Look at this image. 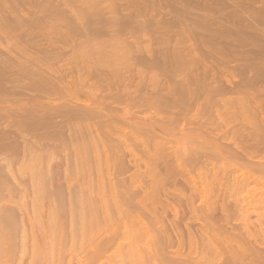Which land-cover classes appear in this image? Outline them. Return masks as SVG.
Returning <instances> with one entry per match:
<instances>
[{
	"label": "bare ground",
	"instance_id": "6f19581e",
	"mask_svg": "<svg viewBox=\"0 0 264 264\" xmlns=\"http://www.w3.org/2000/svg\"><path fill=\"white\" fill-rule=\"evenodd\" d=\"M209 1V0H208ZM212 1V0H211ZM216 1V0H215ZM214 1V2H215ZM220 1V0H219ZM251 1H253V0H250V2ZM80 2H81V0H0V43L2 42V38H4V39H7V42L9 43H11V46H10V44H9V47H8V45H2V44H0V47H1V45H2V48H3V46H4V48L6 47L7 49V54L5 53H3V50L2 51H0V125L1 126H3V127H1L0 126V159H2L3 158V156H4V158H6L7 157V159L9 158L7 155L8 154H10L9 156L11 157V155H14V151L13 152H11L12 151V149L13 148H16L17 146H18V144H19V146L21 145V144H23V143H25V145H26V143L27 142H29V143H27V145L28 144H30L29 146H28V148L29 147H31V144H39L40 145V147H41V145H42V148H43V145H46L47 147H51L52 146V144H54L55 146H57L58 145V148L60 147L59 146V144H61L62 145V149L64 148L63 146L65 145L66 146V144H70V142H73V141H77V138L82 134V136L83 137H85V136H87V138H89V137H94V136H96L97 135V133H99V132H101L100 131V128H104V130L106 129V128H108L109 126L107 125L108 123L107 122H111V120H115V121H113V123L114 122H117V125H118V122H127V121H129V122H131V123H133L132 122V120L134 121L135 120V122H136V120L137 121H143L144 122V117H140V116H138V114L139 115H141V110L139 111V112H137L138 114H135V112L134 111H136V110H134L133 111V113H132V111H130V110H132L133 109V107H135V108H137V104H138V108L142 105L141 103H143V104H149L150 106L152 105V107L154 108V107H156V110H155V108H154V110L156 111V112H158L159 114L161 113L160 111L162 110V108L163 107H161V105L162 106H164V105H167L169 108H171V106H173L174 107V105H178L177 103H180L181 104V102H180V99H181V101L183 100V99H185V100H187V99H189L190 101L189 102H187V104L188 103H191L189 106H191V107H193V106H195V105H198V106H196V107H199V109L201 110H199L198 111V109H195V111L197 110V112H198V115L196 114L197 112H195L194 114H196V115H194L193 114V112L191 113V115H190V117L187 115V117H189V118H191V116H192V119H188V120H192L193 121V123H195L196 121L198 122H200V123H197L196 122V124H194L195 126L197 125V124H199V125H197L196 127H194L196 130H194L193 128H191V127H193V126H190L189 127V125L188 126H186L187 124H189V123H185L184 121L186 120H184V121H182V124L184 123V127L185 128H187L188 127V129L189 128H191V129H193L194 131H191V129L189 130V132H185L184 131V128H181V129H179L180 128V126H179V123L178 122H181V121H177V123H178V127L179 128H176L177 126L176 125H174V126H176L175 128L172 126V125H170V122H168L169 120H168V117H169V119L170 120H172V121H174V119L176 118V119H178L179 120V118L178 117H176V115H178V114H175L174 112H173V109H175V108H172L171 109V111H168V112H170V114L171 113H174L173 115L171 114V115H168V116H166L167 117V119H165L166 117H162V116H164L165 114H164V111H166V108L162 111L163 112V114H161V116L159 115L158 116V113L156 114L157 115V117L159 118V121H161V122H159L157 119V117L156 116H152L153 114H151L150 112H152L153 110H152V108L151 109H149V107H148V109H149V113L147 112V111H145L146 112V114L148 113V114H151L150 116H151V118H150V120L148 119V121H149V123L151 122V119H152V117H154L153 119H155V120H153V121H156V122H152V123H150V125H148L149 127V129H150V126H152V125H154L155 127H156V129H154V130H156V131H154L153 129V132L154 133H156L157 135H154L153 133H151V132H149L148 133V135L149 134H152V135H154V136H160L161 137V135H163L165 132H166V130L164 131V133L162 134L161 133V131L159 132L158 130L160 129V128H162V131L164 130V127L166 128L167 127V129L169 130V133L170 132H172V130L174 129V131H175V129H179V130H181L182 131V133L180 134L181 135V137L185 140V138L188 140V142L189 143H191V144H186V145H183L182 146V142L184 141V140H182L181 138V140H182V142H180V141H177V140H180V139H178V135H179V133H178V135H176L175 133H171V134H175L177 137V140L175 139V141H174V143H172L173 142V140H171L170 138H168V143L169 144H173V146H172V144H171V146H170V148L173 150V147H174V152H175V154H174V152L173 151H169L170 149H168V151L169 152H166L165 154H171L172 152H173V154L172 155H174V161H176V164H174L175 166L174 167H178V170H179V172H180V169L182 170V171H188V173H189V169L187 168L189 165L191 166V165H193V166H195V167H197V168H202V169H199V170H202L201 172H202V174H203V177H204V174H205V172H206V170L208 169V171H210L209 170V168L210 169H212V171L211 172H213V171H215V173H217L218 175H216L214 172V175L215 176H213V174L211 175L210 173V175L211 176H209L208 177V175L207 174H205V177L206 178H208V181H207V179H205V177H204V179H203V181L205 180V182H206V184H204V182L202 183V181H201V183L202 184H200V182L198 181V175L197 174H199V172L198 173H196L195 172V174H193L194 173V171L192 170L191 171V169H193V168H191L190 169V175H192L193 176V178H191V179H193L192 181H194V182H192L191 181V183L190 184H194V187H193V191L195 190V192L197 191L196 190V184H199V187L197 186V189H198V194H199V190H200V192L203 194V196H202V198H204V196L206 195L207 197H210L211 199H214L215 200V198H216V200L217 201H219V198L221 197V195L222 194H220V193H222L223 192V189H224V195H223V197H229V200H230V197L233 195V194H231V192H234V191H231L232 189H234L235 188V190H236V188H238V189H242V191H240V194L241 195H243V197L244 196H246V197H248L249 196V194L253 197V199H254V196L256 195L254 192H258V190L257 189H262L263 190V193H260V194H262V196H258V198H257V195L255 196L256 197V199L255 200H258V201H253V199H251V198H247V199H250V200H247L246 199V197H244V198H242V199H244V200H241L242 202H246V203H244V205L245 204H247V206L248 207H245L244 205H242L243 203L240 201V197L241 196H238L239 197V204L237 203V199H238V197L236 196L237 194H239V192L237 193V194H235V195H233L232 197L234 198V199H232V197H231V200L230 201H232V204H231V202H229L228 201V199L226 198V202H228V203H226V202H224V198H223V201L222 202H224V203H222V202H220V204L222 203L223 204V206H225L224 208H223V206H222V204H221V208H219V209H221V211L223 210L224 212H222V215H223V213H224V215H225V217H224V215L222 216L221 215V212H217V213H220V215L222 216V217H220V216H218V215H216V211H220L219 209H218V207L219 206H217V204L216 203H218V202H214V200L212 201V204H210L208 201H206V202H208L210 205H216V207H214L213 208V206H211L212 208H208L209 210L211 209V215L209 216V213L208 212H206L204 215H203V213H202V215H201V212L202 211H197V212H199V215H197V216H200L201 215V217L203 218V219H201V217L199 218L198 217V219L196 220H194V221H198L199 219V221H200V224L199 223H197L195 226H197V225H199V226H197V227H194V226H192L193 224H188L187 222H188V218L186 219L187 220V222L185 223L184 221L181 223V221H180V223L178 222V221H171V219L168 217V219H170V221H167L166 220V218H165V216L167 217V215H168V213H165L166 212V210H168V209H165L164 210V213H165V216L163 215V213H161V215L164 217L162 220H161V218L160 217H162L161 215H160V212H163V211H161V210H159L158 211V209H157V207L159 206L158 204H157V200L156 199H158V196L160 195V189H157L158 188V186H157V184H158V182L159 181H156L157 182V184H155V182L154 183H152V184H154L155 186V190L157 189V191L159 190V192H158V196H157V198L155 199V203L158 205V206H156V205H152L154 202V197L155 196H153V198H152V200L153 201H151L150 202V204H148L149 202H146V201H143L144 203H143V206H144V204L147 206V208L146 207H143V209L141 208L140 209V206L142 205V200H147L148 198H146V197H143L142 195V200H141V197H140V194H139V191L137 192H135L134 190H136V185H134L135 184V182L136 181H134V179H133V181H134V183H133V185L136 187L135 189H134V186H133V192H135L134 194H136V193H138V194H136V195H138V198H137V196L135 195V197L137 198V199H140L139 201L138 200H136V202H139V203H141V204H139V203H137L138 204V206L136 205V204H128V202H130V200L131 201H134L135 202V200H134V194H132L131 195V193H133V192H129V193H127L128 191H130V190H128V188L126 189V190H128V191H122V187H120V189H118V190H120V193H122V194H120L121 195V199H120V197H119V200H117L118 198H114V201L115 202H117L118 203V205L116 206V207H114V208H116V210H117V207H120L119 209H121L122 208V210L125 208L123 205L125 204V205H129V206H131V207H135L133 210H134V212L136 211V216H135V213H134V215H133V211L131 212V208H130V212L128 211L127 213H130V215H131V213H132V217H131V219H132V221H130L132 224H130V222L128 221V220H126V219H129V218H125L124 216H123V218H120V216H119V219H124V223L122 222V221H117V217L115 218L114 217V215H115V213H114V215H113V213H111L110 211H108V210H111V209H109L108 207H109V205H111L110 204V201L108 200V201H106V199H104L103 201L104 202H100L99 204L101 205L102 203H106V202H109V203H106L105 205L107 206L108 204V206H107V208L105 207V205H103L104 206V208H105V212L107 213V215H106V213L103 211V208H101V207H103L102 205L100 206V207H98L97 205V208H95V204L93 205L94 206V209L96 210V209H99L100 208V210H102V211H100V212H104L105 213V215H104V217L105 216H108V217H106L105 219H106V221H104V222H108V223H105V224H107L106 226L104 225V227L103 228H105V227H107V229H106V231H105V235L107 234V232H108V234H107V238L105 237V235H104V237H102V239L101 240H103L104 238V240L101 242L100 241V243L102 244H96V245H99L98 247L97 246H95L94 247V244H93V246H92V248H89V247H91V245L88 247L89 249H88V253L90 254V255H88L87 254V252H86V256L88 255L89 257H91V258H88V256L86 257L90 262H91V264H94L93 263V261L92 260H95V263L97 262V261H100V259L102 258V256H99V255H103V258H102V262L105 264V262H108L109 261V263H107V264H215V263H217V264H264V257H261L260 255L262 254V252L264 253V248H263V250H262V246H264V236H263V238H262V240L259 242V243H263V244H261V246H260V244L259 243H255V241L256 242H258L254 237L256 236V232H255V230H253L252 229V231H251V228H250V226H252V224L253 223H251V225H250V222H249V220H248V218L250 219V213H251V215H252V213H258V211L257 210H255L254 209V207H256L255 205L257 204H259V206L261 207V205H262V207H263V205H264V187L262 186V185H264L263 183H264V65H260L259 64V61L257 62H255L254 60H252L253 59V56L251 57L252 59H251V61L250 60H248L247 58H246V62L245 61H243V62H238V64H236L237 63V61H236V65L235 66H230L229 65V63H230V54H228V52H231V51H229V48L228 47H233V45L232 46H230V45H228V46H226V45H223V46H226L227 48H228V50H227V52H226V54L225 55H230L229 57H227V56H224V54L222 55L221 54V52H220V54H221V56L223 57H226V58H229L228 59V61L229 62H227V60H225L226 58H224L223 60H225V61H222V59H221V62H220V59H219V61H216V60H218V58L217 57H215V58H217V59H209L210 58V56H202L203 54H199V53H201V52H198V54H197V52L195 53V49H194V46H193V49H192V52L194 51V55H193V53H191V48H192V46H191V48L190 47H188V48H190L189 49V51H190V53H191V56L190 55H188V51L187 52H185L184 54L187 56H189L191 59L189 60L190 62H188L187 61V59L185 60V61H183L184 63L185 62H187V63H189V64H191V68H193L194 69V67H196L195 69H197V71L195 70V72L196 73H194V70H193V72H190L189 73V71H188V74H186V76H185V70L186 69H190L191 70V68H190V66H185V64H184V66L186 67V69L183 71V67H182V71L184 72V73H181V74H183V77H182V75H181V77H180V75H179V77L178 78H175V77H172V75H170L168 78H166L167 80H169V81H167L166 83L164 82V80H163V83L161 82V80L160 81H158V82H161V84H163L162 85V87H161V85H159V86H157V88L156 89H159V90H156V92H153V91H151V93H145V91H143V92H141L139 89H138V87L137 88H135V89H130V88H128V87H126L127 89H122L121 91L122 92H124V93H122L121 91H119V93L116 91V90H114V91H116L117 92V97L119 98H117L118 100L116 101V99L115 100H111L112 98L110 97V93L109 92H111V96H112V94H113V98H114V93L112 92V90H111V88L112 87H114V84H116V86H118L119 85V83H115L116 81L115 80H111L110 78L111 77H109V79L107 78V77H104V79H99V76H101V75H99V73L101 74V71H100V69L98 68L99 67V65L97 66V67H95V69H92L93 71L95 70V74H96V71H100L99 73H97L96 75L94 74V72L92 73L91 72V74H94V75H91L90 74V70H88V69H85L84 70V68L86 67V65H85V67H84V64H83V62L84 61H82L83 59H81V58H79L80 56V54H83L84 52H86V51H88L89 49H90V47H92V45L90 44V43H92V40H93V43H97V42H95L94 41V38L97 36V38H95V39H99V37H100V35H101V33H102V31L100 32V30H99V33H97V34H99V35H96V31L94 32L95 33V36H94V38L93 37H91V38H93V39H91L90 38V35L88 34L89 32V29L86 27V25H80L79 24V22H75V18H77V14H78V17H79V12H80V9H78V5L80 4ZM204 2H206V1H204ZM217 2V1H216ZM210 3V2H209ZM208 3V4H209ZM237 3V2H236ZM243 3V2H242ZM188 4V3H187ZM211 4V6L212 7H214L213 5H215V3L213 4V2L212 3H210ZM218 4V3H217ZM222 4V3H221ZM237 4H240V2L239 3H237ZM236 4V5H237ZM244 4V3H243ZM183 5H186V4H183ZM182 5V6H183ZM189 5V4H188ZM220 5V4H219ZM187 6V5H186ZM190 6V5H189ZM240 6H243V5H241L240 4ZM215 7H217V6H215ZM239 7V6H238ZM181 10V9H180ZM189 10V9H188ZM237 11H238V9H236ZM260 10H262V9H260ZM205 11V10H204ZM208 11V10H207ZM206 11V12H207ZM259 11V10H258ZM264 11V10H263ZM186 12V11H185ZM187 12H189V11H187ZM206 12H204V13H206ZM257 12V11H256ZM81 13V12H80ZM181 13V12H180ZM192 13V12H191ZM177 14V13H176ZM182 14V13H181ZM187 14V13H186ZM189 14V13H188ZM193 14V13H192ZM257 14V13H256ZM262 14H263V12H262ZM172 15H173V13H172ZM190 16H191V14H189ZM208 15V14H207ZM128 15H125V24H126V18H128L127 17ZM174 16V15H173ZM179 16H181V15H179ZM178 16V17H179ZM196 16V15H195ZM199 16V15H198ZM232 16V15H231ZM237 15H234V17H236ZM252 16V15H251ZM170 17V16H169ZM187 17V16H186ZM234 17L232 16V18L234 19ZM238 17V16H237ZM242 18H241V20L243 19V16H241ZM246 17V19H244L245 21H244V23L245 22H247L246 20L248 19L247 18V16H245ZM171 18V17H170ZM170 18L168 19V21L170 20ZM174 18V17H173ZM180 18V17H179ZM182 18V17H181ZM199 18H200V16H199ZM254 17H252L251 19H253ZM256 18H258V17H256ZM108 19V21H111V17H108L107 18ZM183 19H184V16H183ZM191 19V18H190ZM231 19V18H230ZM226 20V21H231V20ZM255 19V18H254ZM48 20H49V23L53 20V22H51L49 25H50V28H49V26H48V28H47V25H48ZM51 20V21H50ZM188 20V19H187ZM192 20H194V19H192ZM192 20H189L191 23H193V21ZM196 20H198V19H196ZM204 20V19H203ZM206 20H208V19H206ZM218 20V19H217ZM237 20H239V18H237ZM236 19H234V21H231L232 23H229V24H237L236 23V21H237ZM248 20H250V19H248ZM256 20V19H255ZM47 21V22H46ZM57 21H59V22H57ZM166 21V20H165ZM182 21V20H181ZM180 21V22H181ZM209 21V23L207 22V21H205V22H207V25L208 24H210V22H211V20L209 19L208 20ZM240 21V20H239ZM252 21V20H251ZM72 22V23H71ZM183 22V21H182ZM195 22V21H194ZM202 22H204V21H202ZM234 22V23H233ZM243 22V21H242ZM75 25H74V24ZM187 23V22H186ZM191 23H190V25H191ZM199 23H200V20H199ZM212 25L214 24L213 23V20H212ZM217 23H219V21H217ZM227 23V22H226ZM249 23V22H248ZM124 24V27L126 26ZM188 24H189V22H188ZM188 24H186L187 26H188ZM216 24V23H215ZM215 24H214V26H215ZM226 25L225 24V22L224 23H222L221 25ZM234 24V25H235ZM74 25V26H73ZM189 25V26H190ZM194 25V24H193ZM202 25V24H201ZM211 25V24H210ZM209 25V26H210ZM217 25V24H216ZM241 25V26H240ZM244 25H247V24H243V26ZM186 26V27H187ZM188 26V27H189ZM199 26V25H198ZM205 25H203L201 28H203ZM213 26V27H214ZM237 26H240L241 28H242V23L241 24H239L238 23V25ZM249 26H252V25H250L249 24ZM248 26V28H244V29H242L243 31L244 30H249V32H250V29H251V27H249ZM165 27V26H164ZM185 27V26H184ZM193 27H195V26H193ZM196 27H197V25H196ZM200 27V26H199ZM212 27V26H211ZM216 27V26H215ZM240 27L238 28V29H240ZM246 27V26H245ZM253 28H254V26H252ZM2 28H4L3 30H1ZM43 30H45V31H43ZM190 28V27H189ZM191 28H192V26H191ZM190 28V29H191ZM201 28H199V29H201ZM205 28H207V26H205ZM220 27L218 26V28L217 29H219ZM226 28H229V30H231L230 29V26H228L227 25V27ZM37 29H40V32H37L38 30ZM87 29H88V31H87ZM167 29V28H166ZM185 29H187V28H185ZM183 30V31H187V30ZM189 29V30H190ZM194 29H196V28H194ZM198 29V30H199ZM213 29V28H212ZM211 29V31H217L218 32V30H215V28L212 30ZM42 30V31H41ZM112 31H110L109 32V36H110V38H112L111 40H109V42L111 41V42H115V43H117L119 40H121L122 38H121V36H122V33H121V31H119V30H114V29H111ZM162 31H163V27H162V29H161ZM189 30H188V32H189ZM205 30L206 29H204V32H205ZM208 30V29H207ZM235 29H232V32L234 31ZM241 30V33H240V30H239V36L242 34L243 35V33H247V31H245V32H243ZM254 30H257V28L255 29H253V31ZM36 31V32H35ZM107 31H109V30H107ZM167 31V30H166ZM178 31V30H177ZM176 31V32H177ZM194 31V30H193ZM192 30H191V33H195V32H193ZM200 31V30H199ZM201 31H203V29L201 30ZM226 31V30H225ZM225 31H224V33H225ZM237 31V30H236ZM234 32V33H232V35L233 34H235V33H237V32ZM252 31V32H253ZM257 31H259V30H257ZM256 31V33H258ZM263 31V30H262ZM123 32V31H122ZM164 32H165V30H164ZM168 32L170 33V32H172V30H169V28H168ZM168 32H166V33H168ZM178 32H180L181 33V31H178ZM177 32V33H178ZM188 32H183L184 34L185 33H188ZM221 31H219L218 33H220ZM227 32L229 33V31L227 30ZM252 32H250L251 34H252V36H253V33ZM260 32V31H259ZM37 33V34H36ZM82 33V36L80 35ZM84 33V34H83ZM93 32H92V34H94ZM124 33V32H123ZM166 33H165V35H166ZM173 33H174V31H173ZM191 33H188V35L190 34V35H192ZM201 34H203L202 32H200ZM199 33V34H200ZM205 33H208V35H210L209 33H210V31H206ZM204 33V34H205ZM223 33V32H222ZM250 33H248V36H249V34ZM106 34V33H105ZM182 34V33H181ZM180 34V37L182 36V38H183V36L185 37V35H181ZM197 34V33H196ZM216 33H214V35H215ZM244 34V35H245ZM251 34H250V36H251ZM43 36V37H47V42L49 43V44H47V43H44V44H39V43H41L40 41H38L37 42V40L35 41L34 39H32L31 40V43H33L34 45H31V44H22V43H20V42H22L23 41V38H30V37H33V38H35L36 36L38 37V36ZM79 35V36H78ZM88 35V36H87ZM107 35H108V33H107ZM213 35V36H214ZM230 35V34H229ZM235 35H237V34H235ZM241 35V36H242ZM243 35V36H244ZM26 36H28V37H26ZM30 36V37H29ZM35 36V37H34ZM39 36V37H40ZM77 36V37H76ZM82 37V38H84V37H88V39H81V38H79V37ZM172 36V35H171ZM179 36V35H178ZM177 36V37H178ZM199 36V35H198ZM201 36V35H200ZM203 36V35H202ZM205 36H207V34L205 35ZM205 36H203L204 37V39H205ZM217 36H220V35H217ZM222 36V35H221ZM220 36V37H221ZM227 36H228V34H227ZM238 36V35H237ZM240 36V37H241ZM246 36V35H245ZM244 36V37H245ZM248 36H246L247 38H248ZM251 36V37H252ZM255 36H257V39H258V37H262V35L260 34V35H255L254 34V39H255ZM38 37V38H39ZM42 37V38H43ZM48 37H49V39H48ZM76 38V40H75V38ZM167 37V36H166ZM168 37H170V36H168ZM214 37H216V35L214 36ZM232 37V36H231ZM239 37V38H240ZM245 37V38H246ZM261 37H260V39H261ZM51 38V39H50ZM72 38L74 39V40H72ZM80 40H79V39ZM102 38V37H101ZM124 38V37H123ZM179 38V37H178ZM177 38V39H178ZM189 36L187 37V40H191V37L189 38ZM195 38H197L198 39V37H195ZM201 38V37H200ZM207 38H209L210 39V37L208 36ZM206 38V39H207ZM250 38V37H249ZM264 38V37H263ZM262 38V39H263ZM36 39V38H35ZM71 39V40H70ZM78 39V40H77ZM89 39L91 40V42L89 41ZM105 39V38H104ZM107 39H108V36H107ZM171 39V38H170ZM181 39V38H180ZM183 39H186V37L185 38H183ZM211 39H212V37H211ZM210 39V40H211ZM217 39H219L218 37H216V40ZM242 39H244L243 37H242ZM254 39L252 40L253 42H254ZM260 39H258V41L260 40ZM261 39V40H262ZM42 40V39H41ZM44 40V39H43ZM43 40H42V42H43ZM89 41L90 43V45L88 44V41L87 42H85V41ZM103 40V39H102ZM106 40V39H105ZM104 40V42H107V40L105 41ZM246 40V39H245ZM244 40V41H245ZM248 40V39H247ZM256 40V39H255ZM26 41L28 42V40L26 39ZM71 41V42H70ZM117 41V42H116ZM127 41V40H126ZM126 41H124L123 42V39H122V43H121V41H119L117 44H118V46H119V50L118 49H116L115 48V46H116V44L115 45H112L111 44V42L109 43V45L111 44L112 46H113V48L112 49H114V50H118V52H124V53H126V52H132V48H133V46H132V48H131V50H129V51H127L125 48H126V46H128V48L130 49V46H131V44H130V46L129 45H127V43H125ZM201 41V43H203V38H202V40H200ZM206 40H204V42H205ZM215 41V40H214ZM239 41H240V39H239ZM257 41V40H256ZM264 41V40H263ZM35 42H37V43H35ZM45 42H46V39H45ZM61 42V43H60ZM114 42H113V44H114ZM213 42V41H212ZM225 42V41H224ZM253 42H251V43H253ZM126 45H125V44ZM197 43H200V42H197ZM240 43L241 44H243L241 41H240ZM246 43H248V41L246 42ZM21 44V45H20ZM45 44H47V45H45ZM108 44V43H107ZM122 44L124 45V49H123V46H122ZM196 44V43H195ZM204 45H205V43H203ZM203 44H200V45H203ZM214 46H215V44L214 43H212ZM227 44V43H226ZM232 44H234V43H232ZM20 45V46H19ZM26 45V46H25ZM97 45V44H96ZM95 45V46H96ZM99 45V44H98ZM193 45V44H192ZM208 45H211V42H210V44L208 43ZM237 45V44H236ZM95 46H93V47H95ZM118 46H116V47H118ZM121 46V47H120ZM190 46V45H189ZM205 46H207V42H206V45ZM217 46H218V44H217ZM92 47V50H95V49H97L96 47H98V46H96L95 48H93ZM109 47H111V46H109ZM195 47H196V49L198 48V44H197V46L195 45ZM203 47V46H202ZM207 47H209V46H207ZM206 47V49H208ZM211 47H212V45H211ZM235 47V46H234ZM242 47H244V45L242 46ZM89 48V49H88ZM187 48V49H188ZM201 48V47H200ZM199 48V49H200ZM217 48V47H216ZM222 48V47H221ZM224 48V47H223ZM226 48V49H227ZM237 47H235V49H236ZM262 48V47H261ZM73 50V54H74V52L76 53L77 52V49L79 50H81V49H83L82 50V52L80 51L79 53L77 52V55H75V56H73V54H72V56H71V53H70V50ZM88 49V50H87ZM100 49V48H99ZM198 49V50H199ZM204 49V48H203ZM203 49H201V50H203ZM205 49V50H206ZM211 49H214V51H215V48H211ZM218 49H219V47H218ZM218 49H217V51H218ZM242 50H243V48H241ZM1 50V49H0ZM5 50V51H6ZM122 50V51H121ZM209 50H210V47H209ZM225 50V49H224ZM223 50V52H225ZM231 50H233V48L231 49ZM246 50V49H245ZM254 50V49H253ZM84 51V52H83ZM90 51V50H89ZM88 51V52H89ZM126 51V52H125ZM204 51V50H203ZM211 51H213V50H211ZM217 51H215V54H218V53H216ZM219 51H222V50H219ZM238 51H240L239 49L238 50H236V51H232V53H234V52H237L238 53ZM244 51V50H243ZM243 51H240V53L242 54L243 53ZM249 51H251V50H249ZM112 52H113V50H112ZM114 52H117V51H114ZM115 53V54H119V53ZM122 52V54H119L118 55V57L119 58H115L117 61V64L118 63H121L120 64V66L121 65H123V63L125 62V58H126V62L125 63H127L128 64V59L131 57L130 55H132L133 56V54H131L130 53V55L129 54H125V55H128V56H130V57H128V56H124V53ZM134 52V51H133ZM252 52V51H251ZM264 51H262V53H263ZM67 53H69L70 55H69V58L70 57H72L70 60L68 59V56H66V57H64L63 58V56H65V55H67ZM160 53V52H159ZM210 53H212V52H210ZM210 53H208V54H210ZM214 53V52H213ZM237 53H235V54H237ZM240 53H238L239 55H240ZM248 53V52H247ZM259 53V52H258ZM84 54H86V53H84ZM83 54V55H84ZM88 54V53H87ZM170 54V53H169ZM196 54H197V56H196ZM206 54V53H205ZM214 54V55H215ZM219 54V55H220ZM245 54H246V52H245ZM252 54V53H251ZM256 54V53H255ZM254 53H253V55H255ZM83 55H81V56H83ZM247 55V54H246ZM246 55H240L241 56V58L242 57H246ZM249 55H250V53H249ZM78 56V58H76ZM125 57L124 59L122 58V57ZM137 56V55H136ZM136 56H133L134 58L133 59H135L136 58ZM161 56H162V54H161ZM193 56V57H192ZM237 56V55H236ZM248 56V55H247ZM73 57H75V58H73ZM128 57V58H127ZM143 57V56H142ZM141 56H140V59H139V55H138V57L135 59L136 60V62H135V60H133L132 58H130V61L131 62H133L132 64H136V67L138 66V62L140 63V62H143L144 61V59L142 58ZM152 57V56H151ZM158 57H160V56H158ZM188 57V58H189ZM209 57V58H208ZM211 57H213V54H212V56ZM239 57V56H238ZM258 57H260V56H258ZM57 61V58H59L58 59V61L59 62H55V61H53L54 59ZM61 58V59H60ZM62 58L64 59V61H66L65 63L64 62H62L63 60H62ZM120 58H122V60H120ZM164 58V57H163ZM233 58V57H232ZM255 58V57H254ZM46 59H48V60H46ZM49 59H53L52 60V62H54V64L55 63H57V65H61V62H62V65L60 66L59 65V67H58V69H56L55 70V68L56 67H54L53 65V67H54V70H52L53 68L50 66V63H51V61L49 60ZM67 59V60H66ZM78 59V60H77ZM115 59H114V61H115ZM138 59V60H137ZM150 59V60H149ZM243 59V58H242ZM258 59H260V58H258ZM263 59V58H262ZM44 60H46V61H50V63H48L49 65H48V67H49V69H48V67H47V65L45 64L46 63V61H44ZM73 60V64L70 62V61H72ZM78 61V62H80V63H82V65L83 66H81V67H83V68H81L80 67V63H78V65H77V63L75 62V61ZM79 60H81V61H79ZM119 60H120V62H119ZM148 61L147 62H145L144 64L146 65V63L148 64V69H150V67H158V66H161V67H163L164 65H165V63H163V62H161V59H159V58H157V56L155 57V56H153V58H148L147 59ZM231 60H233V59H231ZM235 60V59H234ZM238 60V59H237ZM248 60V61H247ZM69 61V62H68ZM113 60H111V62H113L114 63V65H111V64H113V63H111L110 61H108V63L110 62V67L112 68L113 67V70H115L114 71V74H115V72H116V74H115V76H117V70L118 69H120V70H124V69H122V67L121 68H119V66H117L116 65V62H114ZM122 61H124V62H122ZM129 61V63H131ZM145 61H146V58H145ZM239 61V60H238ZM165 62V61H164ZM183 62H182V64H183ZM232 62V61H231ZM42 63H44V64H42ZM64 63V64H63ZM68 63H70L69 65H68ZM75 63V64H74ZM193 63V64H192ZM67 66H66V65ZM127 64H125V65H127ZM132 64H130L131 66H132ZM233 64H234V62H233ZM263 64H264V62H263ZM44 65H45V67H44ZM65 65V66H64ZM71 65V66H70ZM140 65V64H139ZM143 65V64H142ZM167 65V64H166ZM194 67H193V66ZM62 66H64V67H62ZM69 66V67H68ZM78 66H79V68L81 69L80 71H79V68H78ZM114 66H117L118 67V69H117V67L115 68ZM134 66V65H133ZM60 67H62L63 69H61ZM125 67V66H124ZM130 67V66H129ZM143 67V66H142ZM145 67V66H144ZM161 67H159L158 69H161ZM177 66H175V67H171V69H174V68H176ZM178 67H179V65H178ZM177 67V68H178ZM184 67V68H185ZM60 68V69H59ZM96 68H98V70L96 69ZM115 68V69H114ZM126 68V67H125ZM153 68V69H154ZM164 68V67H163ZM180 68V67H179ZM83 69V70H82ZM131 69V68H130ZM148 69H144L143 68V70L144 71H146V70H148ZM166 69H167V66H166ZM181 69V68H180ZM179 69V70H180ZM48 70V71H47ZM91 70V71H92ZM127 70V69H126ZM129 70V69H128ZM140 71H141V68L139 69ZM157 70V69H156ZM169 70V69H168ZM175 70H177V69H175ZM191 70V71H192ZM82 71H87V72H89V73H87V72H85V73H87L86 75H85V73L83 72L82 73ZM149 71V70H148ZM165 71V70H164ZM181 70H180V72H182ZM187 71V70H186ZM77 72H81V73H78L77 74ZM118 72H119V70H118ZM169 72V71H168ZM173 72V71H172ZM177 73L179 72V71H176ZM142 73V72H141ZM174 73V75L175 76H178L177 75V73H175V71L173 72ZM187 73V72H186ZM193 73V74H192ZM249 73V74H248ZM81 74H83V75H85V76H96V78L98 77V81L96 82V85H95V77H92V78H94L93 79V82L94 83H92V78L90 77H88L87 76V78L89 79H84L83 77V75H81ZM90 74V75H89ZM107 74H109V73H107ZM166 74V73H165ZM164 74V75H165ZM168 74H171V73H168ZM78 75H81V76H83V77H81V76H78ZM119 76V75H118ZM117 76V77H118ZM78 77H80V78H78ZM121 77V76H120ZM165 76H163V78H164ZM166 77H167V74H166ZM76 78V79H75ZM86 78V77H85ZM105 78H107V79H105ZM169 78H171V79H173L174 80V82L175 83H173V80L171 81V79H169ZM121 79V78H120ZM101 80V81H100ZM103 80V81H102ZM123 80V79H122ZM176 80V81H175ZM89 82V83H88ZM91 82V83H90ZM106 82V83H105ZM124 82V81H123ZM171 82V83H170ZM97 83H99L98 85H97ZM105 83V84H104ZM96 86H94V85ZM113 84V86L111 87V85ZM92 85H93V87L94 88H96V89H100V86H105V87H111L110 89L108 88V90H110V91H108L106 94H105V97L104 98H107L108 96L110 97H108L109 99H110V101H109V99H108V101H104L105 99H103V101L101 100V101H99V100H97V101H99V102H97V103H94V102H92V103H94V104H97V106H93V105H89V104H84L85 103V101L86 100H88V99H81L82 97H81V92L80 91H82V92H84L83 94H85L86 92H89V94H90V91H89V88H91L92 87ZM100 85V86H99ZM98 86V87H97ZM93 87H92V89H93ZM159 87V88H158ZM83 88L85 89V88H87L88 90L85 92V90H83ZM104 88V87H103ZM82 89V90H81ZM91 89V90H92ZM113 89V88H112ZM119 89V88H118ZM103 90V89H102ZM79 91V93H77ZM67 94H66V93ZM68 92L70 93V92H73L74 93V96L72 97H70L71 99L70 100H67L68 99V97L71 95V94H69L68 95ZM147 92H149V91H147ZM54 93V95L55 96H60V98H61V96L62 97H64L65 95H66V97H65V99L64 100H66V101H62V102H58V101H60L59 100V98H57L56 97V99H54V98H51V95ZM59 93V94H58ZM61 93H63V95H60ZM81 93V94H80ZM7 94H10V97L11 96H14V97H11V99L10 100H12V98H16L15 100H18L16 103H14V104H12L11 102H9L8 100V98H9V95L8 96H6ZM12 94V95H11ZM44 94H46V96H47V98H46V96L44 95ZM50 94V97H48V95ZM56 94H58V95H56ZM78 96H77V95ZM104 94V93H103ZM109 94V95H108ZM45 97H44V96ZM108 95V96H107ZM119 95V96H118ZM205 95V96H204ZM6 96V97H5ZM45 98V99H49V100H51L52 101V99H53V101L51 102V101H48V102H51V103H53V104H48V102L47 101H45V103H43L44 101L42 100V98ZM81 97V98H80ZM181 97H183V98H181ZM186 97V98H185ZM51 98V99H50ZM79 98V99H78ZM44 99V100H45ZM77 99V100H76ZM80 99L84 102H80ZM101 99V98H100ZM14 100V101H15ZM55 100H56V102H55ZM61 100H63V98L61 99ZM79 100V101H78ZM43 101V102H42ZM88 101H91L90 100V98H89V100ZM92 101H94V99L92 100ZM112 101V102H111ZM132 101L134 102L135 101V103H132ZM188 101V100H187ZM4 102H9V105H7L6 103H4ZM96 102V101H95ZM141 102V103H140ZM146 102V103H145ZM183 103L185 102V101H182ZM88 103V102H87ZM114 103H118V105H115ZM122 103H124V105L125 106H123V107H118V108H121L123 111H121V112H118L117 110H116V106H119V104L121 105ZM126 103V104H125ZM139 103H140V105H139ZM182 103V104H183ZM6 106H5V105ZM130 104H131V106H132V108L129 110V108H130ZM147 104V105H148ZM180 104H179V106H180ZM158 106V108H160V111L158 110L157 111V106ZM185 105H186V102H185ZM185 105L183 104V106L185 107ZM128 106H129V108H128ZM144 105H142L140 108H142ZM145 108H146V106H144ZM175 107H177V106H175ZM183 107V108H184ZM190 107V108H191ZM134 108V109H135ZM145 108H142V109H144V110H146ZM182 107L180 108V109H176L177 111H183V110H181V109H183ZM189 108V107H188ZM195 108V107H194ZM193 108V109H194ZM222 108H225V111H223V109ZM150 110H152V111H150ZM167 110H168V108H167ZM170 110V109H169ZM190 110V109H189ZM130 111V112H129ZM186 111H187V109H186ZM186 111H184V112H186ZM191 111V110H190ZM193 111V110H192ZM206 111H210L209 112V116L208 115H206L205 117H207V119L205 120L204 118L205 117H203V114L204 113H206ZM211 111H217L216 113H215V115H211ZM223 111V112H222ZM154 112V111H153ZM156 112H154V113H156ZM187 112H189V111H187ZM213 112V113H214ZM143 113V112H142ZM165 113H167V112H165ZM190 113V112H189ZM145 114V113H144ZM168 114V113H167ZM166 114V115H167ZM179 114H182V113H179ZM186 114H188V113H185V115ZM194 116H193V115ZM184 114H182V116H183ZM146 116V115H145ZM180 116V115H179ZM181 116V117H182ZM235 116H237V118L239 117V119H238V122L240 123V125H237L235 122V124L238 126V130L236 129L237 127H235V129L236 130H234L233 129V127H231L232 129H233V133H232V135L230 136V133L231 132H229V134H228V131L226 130V133L229 135V139H231L232 137V141L233 142H235V144L234 143H232V141L231 140H229L230 142L229 143H231V144H229V146H228V144L226 143V142H224V144H222L223 142H222V140H221V138L219 139V137L221 136L220 134H222L221 132L223 131V129H222V131L220 130L221 128H222V126L223 125H225V126H227V128L228 129H231L230 127H228V125H230V121L228 120L229 118H230V120H233V117H235ZM186 116H184V118H185ZM145 118H147V117H145ZM157 118V119H156ZM160 118H162V119H160ZM172 118V119H171ZM174 118V119H173ZM183 118V117H182ZM183 118V119H184ZM194 118H196V121L194 120ZM232 118V119H231ZM202 119H204V121H201ZM236 119V118H235ZM146 120V119H145ZM4 121H7V125L5 126L4 124H5V122ZM147 121V120H146ZM229 121V122H228ZM233 121H235V120H233ZM2 122H4V124L2 123ZM168 122V123H167ZM188 122V121H187ZM191 122V121H190ZM227 122H228V124H227ZM113 123H111V124H113ZM145 123V122H144ZM147 123L148 122H146V126H147ZM148 123V124H149ZM157 123H161V124H159V128H157L158 127V124ZM192 123V124H193ZM215 123V124H214ZM238 123V124H239ZM152 124V125H151ZM168 124L170 125V127L168 128ZM171 124H172V122H171ZM181 124V123H180ZM217 126L219 129H217V130H220V132L219 131H216V129H214L213 130V128H215V126ZM218 124V125H217ZM233 124V123H232ZM97 125H100L101 127H99L98 126V128H97ZM120 126H121V123L119 124ZM125 126H127L126 125V123L124 124ZM129 125V124H128ZM134 125V124H133ZM136 125V124H135ZM139 125H141V122H140V124ZM209 125H210V127H209ZM80 126H82V130L80 129ZM96 126V127H95ZM111 126H113V125H111ZM115 126H116V124H115ZM124 126V127H125ZM161 126V127H160ZM224 126V127H225ZM230 126H232V125H230ZM235 126V125H234ZM241 127V129H240V127ZM83 127L85 128V129H87L86 131L87 132H84V130H83ZM128 127V126H127ZM127 127H125V128H127ZM130 127V126H129ZM131 127H133V126H131ZM140 127H142V126H140ZM154 127V128H155ZM171 127H172V129H171ZM210 128V129H208V128ZM221 127V128H220ZM223 127V128H224ZM112 128V127H111ZM113 128H114V126H113ZM112 128V129H113ZM125 128H123L124 130H125ZM134 128H138V127H133L132 129L133 130H136V129H134ZM143 128V127H142ZM205 128H207L206 130H207V132H206V130H204ZM109 129H110V127H109ZM109 129H106L105 131L107 132V130L109 131ZM112 129H110V131L112 130ZM115 129H117V126L115 127ZM120 129V127L116 130V131H118ZM122 129V128H121ZM120 129V130H121ZM122 129V130H123ZM130 128H128V131H129V133L128 134H130V132L132 131L131 129L129 130ZM140 129V128H139ZM170 129H171V131H170ZM183 129V130H182ZM102 130V129H101ZM123 130V131H124ZM127 130V129H126ZM142 130V133H146V132H148V131H145L144 132V130L143 129H141ZM148 130V129H147ZM152 130H150V131H152ZM209 130H211V131H209ZM225 130V129H224ZM114 131V129L112 130V132ZM116 131H114L113 133H115ZM122 131V132H123ZM137 131V130H136ZM139 131V132H138ZM137 132L138 133H136V138H135V140L133 139V137L132 136H134L133 134L134 133H131L132 135H131V137H132V140H130L131 138H129V139H127L126 140V142H127V145H128V147L129 146H131L130 148H128V147H125L126 149H130L131 151V153H132V151L134 150V151H136L135 149H137V148H133V146L132 145H135V143H138V148L140 149V146H143V144H144V146L145 147H147L148 148V146H146L147 145V143H149V142H151V140L153 139V138H150V137H152V136H150V137H148V138H150V139H148L147 140V138H146V136H144V135H146V134H144V135H142V137H141V133H140V130H138ZM184 131V132H183ZM188 131V130H187ZM236 131V132H235ZM237 131H238V133H237ZM83 132H84V134H85V136L83 135ZM104 132V131H103ZM105 132V133H106ZM120 132V131H119ZM118 132V134H121V132L119 133ZM168 132V131H167ZM167 132H166V134H165V136L163 135V137L162 138H166V136L167 135H169V134H167ZM179 132V131H178ZM197 132V133H196ZM209 135V137H208V135H206V133ZM110 134H111V132H109ZM184 133H185V135H184ZM189 133V134H188ZM195 133V134H194ZM89 136H88V135ZM107 134H108V132H107ZM110 134H108V137H109V135ZM123 134H125V136L124 135H120V136H123V137H126V133H125V131L123 132ZM137 134H140V137H139V135H137ZM161 134V135H160ZM170 134V135H171ZM182 134H183V136H185V137H183L182 136ZM195 135V136H198V138H197V140H194L195 138H194V136L193 135ZM197 134V135H196ZM202 134V135H201ZM226 134V135H227ZM234 134H238L240 137V141H241V143H240V141H239V138H237L238 137V135H237V137H236V135H234ZM101 135V134H100ZM100 135H98V136H100ZM111 135H113V134H111ZM110 135V136H111ZM179 135V136H180ZM220 135V136H219ZM223 135V134H222ZM82 136H80V141L81 140H83V139H81L82 138ZM138 136V137H137ZM144 136V137H143ZM172 136V135H171ZM170 136V137H171ZM194 138L193 140L191 139L190 141H189V139L190 138H192V137ZM200 136H203V138H201ZM207 136V137H206ZM224 136H225V133H224ZM92 137V138H93ZM102 137V136H101ZM100 137V138H101ZM119 137V136H118ZM117 137V138H118ZM128 137H130V135L128 136ZM169 137V136H168ZM226 137V136H225ZM234 137H236L235 139H234ZM97 138V137H96ZM103 138V137H102ZM102 138L100 139L101 141H102ZM113 138H115V137H112V139ZM122 137H120V139H121ZM127 138V137H126ZM125 138V139H126ZM142 138V139H141ZM146 138V139H145ZM172 138V137H171ZM199 138H201V139H199ZM219 139V140H221L220 142H218L217 141V139ZM224 137H222V139H223ZM90 139V138H89ZM107 139V138H106ZM109 139V138H108ZM120 139H118V140H120ZM123 139V138H122ZM125 139H123L124 140V142H125ZM155 139V141L154 142H157V144H161V145H163V146H161V147H164V144H166V147L165 148H168L167 147V139H166V142H164V144H163V142L162 141H164L165 139H162L161 140V143H158L159 141H160V139H159V141H157L156 140V138H154ZM153 139V140H154ZM158 139V138H157ZM203 139H205V140H203ZM85 140V139H84ZM86 140H88V139H86ZM95 139H91V142L93 141V142H95L94 141ZM98 140V139H97ZM99 140V141H100ZM109 140H111V139H109ZM114 140V139H113ZM172 142H171V141ZM187 140H185L186 142H187ZM227 140V139H226ZM225 140V141H226ZM228 140H227V142H228ZM235 140V141H234ZM238 141V143H237V141ZM103 141H104V139H103ZM115 141V140H114ZM131 141V142H130ZM184 141V142H185ZM23 142V143H22ZM92 142V143H93ZM106 142V141H105ZM129 142H130V144H129ZM133 142V143H132ZM183 142V143H184ZM21 143V144H20ZM77 143V142H76ZM91 143V144H92ZM97 143V142H96ZM95 143V144H96ZM104 143V142H103ZM102 142H101V144H103ZM120 143H121V141H120ZM140 143H142V145L140 144ZM151 143H153V142H151ZM181 145H180V144ZM73 144H75L74 142H73ZM72 144V145H73ZM78 144V143H77ZM77 144L76 145H74V146H77ZM110 144V143H109ZM116 144V143H115ZM122 144V143H121ZM140 144V145H139ZM150 144V143H149ZM156 144V145H157ZM177 144H179V145H177ZM226 144V145H225ZM26 145V146H27ZM37 145H35V147L37 146ZM51 145V146H50ZM71 145V146H72ZM105 145V144H104ZM111 145V144H110ZM108 145V149H110L111 147L113 148V146L111 145ZM113 145H114V143H113ZM127 145H124V146H127ZM159 145H157V146H159ZM232 145H234L235 146V148H230V146H232ZM55 146H53V147H55ZM92 146H94L93 144H92ZM96 146V145H95ZM106 146V150H107V152L106 153H111V151H109L108 149H107V144L105 145ZM118 146V145H117ZM123 146V147H124ZM137 146H135V147H137ZM154 146V145H153ZM177 146V147H176ZM182 146V147H181ZM234 146H232V147H234ZM20 147H23V146H20ZM25 147V146H24ZM32 147H34V145L32 146ZM37 147H39V146H37ZM67 147V146H66ZM65 147V148H66ZM78 147V146H77ZM91 147V146H90ZM104 147V146H103ZM152 147V145H150V148ZM156 147V146H155ZM26 148V147H25ZM45 148V147H44ZM55 148H57V147H55ZM54 148V149H55ZM69 148H70V146H69ZM118 147H116V149H117ZM121 148V147H120ZM124 148V149H125ZM150 148H148L147 150L149 151V150H151L152 151V149H150ZM159 148L160 147H158V151H159ZM20 149V148H19ZM35 149V148H34ZM49 149V148H48ZM47 149V150H48ZM53 149V148H52ZM59 149H61V147L59 148ZM61 149V150H62ZM68 149V148H67ZM66 149V150H67ZM88 149H90V148H88ZM102 149V148H101ZM105 149V148H104ZM114 149H115V146H114ZM115 149V150H116ZM141 149H143V147H141ZM140 149V150H141ZM145 149V148H144ZM160 149H162V148H160ZM21 150H22V148H21ZM32 150H33V148H32ZM37 150H39V149H37ZM36 150V151H37ZM45 150V149H44ZM43 150V151H44ZM51 150V149H50ZM75 150H76V148H75ZM79 150V149H78ZM92 150H94V149H92ZM117 150H119V148L117 149ZM121 150V149H120ZM128 150H126V152L128 151ZM140 150H139V154L141 155L142 153H140ZM156 150H157V148H156ZM155 150V151H156ZM167 150V149H166ZM24 151V150H23ZM63 151V150H62ZM65 151V150H64ZM63 151V152H64ZM94 151H96V149L94 150ZM109 151V152H108ZM125 151V150H124ZM133 151V153H132V155L133 154H136L137 153V156H138V151L135 153ZM142 151V150H141ZM158 151H156L155 153L157 154V155H162L163 154V151H164V149L162 150V153L160 154V151H159V153H157ZM17 152H19L18 150H17ZM16 152V153H17ZM61 152V151H60ZM63 152H62V154H63ZM82 152H83V150H82ZM101 152H102V150H101ZM113 152V151H112ZM114 152H116V151H114ZM119 152V151H118ZM121 152V151H120ZM20 153V152H19ZM95 153V152H94ZM97 153H98V147H97ZM103 153V152H102ZM104 153H105V151H104ZM104 153H103V155H104ZM105 153V154H106ZM128 153H129V151H128ZM143 153H144V155H146V153H145V151H143ZM150 152H148V154H149ZM99 154H100V151H99ZM113 154V153H112ZM112 154H110V155H112ZM115 154V153H114ZM113 154V155H114ZM117 154V153H116ZM151 154H152V152H151ZM153 154H154V152H153ZM156 154H154L155 156H156ZM2 155V156H1ZM106 155H108V154H106ZM119 155H122L121 153H119ZM128 155V154H127ZM143 155V154H142ZM150 155V154H149ZM148 155V156H149ZM164 155V154H163ZM18 156V155H17ZM101 156V155H100ZM105 156V155H104ZM117 156V155H116ZM131 156V155H130ZM129 156V157H130ZM135 156V155H134ZM147 156V155H146ZM153 156V155H152ZM154 156V157H155ZM160 156H156V157H158V159L157 160H161V157ZM165 156V158L167 159V156L166 155H164ZM170 156V155H169ZM168 156V158L170 159V158H172V157H169ZM2 157V158H1ZM107 157V156H106ZM105 157V159H108V158H110V159H112V158H115V156L113 157L112 156V158L111 157H109V155H108V158H106ZM125 157H126V155H125ZM128 157V158H129ZM140 157H144V156H140ZM150 157V156H149ZM160 157V158H159ZM163 157V156H162ZM3 158V159H4ZM119 158V157H118ZM117 158V159H118ZM131 158V157H130ZM137 158V157H136ZM222 158H226L227 159V161L225 160V162H222L221 163V165L219 164V160L220 159H222ZM117 159H115V160H117ZM120 159V158H119ZM133 159V158H132ZM146 159V161L145 162H147L146 164H149L151 161H149L150 159L148 158V157H146L145 158ZM147 159H149V160H147ZM156 159V158H155ZM164 159V157L162 158V160ZM165 159V160H166ZM109 160V159H108ZM107 160V161H108ZM126 160V159H125ZM124 160V161H125ZM140 160H142V159H140ZM153 160V159H152ZM156 160V161H157ZM172 162H173V160L172 159H170ZM5 161V160H4ZM106 161V162H107ZM123 161V159H122V164L123 165H127V164H124L125 162ZM143 162H144V160H142ZM141 161V162H142ZM164 161V160H163ZM170 161V162H171ZM224 161V160H223ZM6 162V161H5ZM114 161H112V164H114L113 163ZM120 162V161H119ZM131 162V161H130ZM134 162V161H133ZM135 162H136V164L135 163H132V164H135L136 165V168H138L137 167V161L135 160ZM158 162H160V161H158ZM166 161H164V163H165ZM169 162V160H167V164L168 165H170L171 164V166H168L166 163V166H168L169 168H167L166 166V168L167 169H170V168H172L173 167V165H172V163H168ZM7 163H8V160H7ZM117 163V162H116ZM154 162H152L151 164H152V166H149V167H152L151 168V171L152 172H155L156 173V170H158L157 168L159 167L158 165H157V167H153V165L156 163H154ZM161 163V162H160ZM175 163V162H174ZM131 164V165H132ZM157 164V163H156ZM220 165V166H218V167H220V168H218L217 167V165ZM1 165H2V163H1ZM9 165V164H8ZM109 165V164H108ZM129 165V164H128ZM127 165V166H128ZM143 165V164H142ZM144 165H145V163H144ZM150 165V164H149ZM162 165V164H161ZM177 165V166H176ZM210 165H211V167H210ZM3 166H4V164H3ZM6 166V165H5ZM114 166V165H113ZM112 166V167H113ZM118 166V165H117ZM121 166V165H120ZM130 166V165H129ZM146 166V165H145ZM154 166H156V165H154ZM164 166V165H163ZM124 167V166H123ZM143 168H144V166H142ZM173 167V168H174ZM223 167V168H222ZM125 168V167H124ZM148 168V167H147ZM166 168H164V169H166ZM176 168H174L175 169V171L177 170ZM186 168H187V170H186ZM220 170V171H223L224 173L222 174V172H221V174L222 175H225V176H223V181H222V179H221V177H219V179L222 181H220V183H219V185H217L218 184V182H219V179H218V177L217 176H219V173H218V169ZM224 169V170H222V169ZM140 169H141V167H140ZM152 169H154L155 171H153ZM159 169H162V167L160 168L159 167ZM164 169H162V171L163 172H159V173H164V172H166ZM166 169V170H167ZM195 169V168H194ZM4 170V168H2L0 171H3ZM118 170V169H117ZM122 170H123V168H122ZM134 170H136V169H134ZM137 170H139V169H137ZM142 170H144V169H142ZM146 170V169H145ZM177 170V171H178ZM198 170V171H199ZM205 170V171H204ZM6 171V170H5ZM5 171H3V172H5ZM119 171H121V170H119ZM167 171H169L170 172V170H167ZM172 172L174 171V170H171ZM177 171H176V173H177ZM196 171V170H195ZM115 172V171H114ZM123 172V171H122ZM121 172V173H122ZM125 172H127V171H125ZM129 172V171H128ZM138 172V171H137ZM140 172V171H139ZM142 172V171H141ZM148 172H150V171H148ZM169 172H168V174H169ZM2 172H0V174H1ZM132 173V172H131ZM130 173V174H131ZM135 173V172H134ZM143 173V172H142ZM141 173V176H144V174H142ZM147 173V172H146ZM173 173H175V172H173ZM173 173H171L172 175H173V177H175L176 176V174H175V176H174V174ZM187 173V172H186ZM187 173V174H188ZM207 173V172H206ZM226 173V174H225ZM116 174H117V172H116ZM127 174H129V173H127ZM137 174V173H136ZM148 174V173H147ZM151 174V173H150ZM149 174V175H150ZM153 174V173H152ZM151 174V175H152ZM157 174V173H156ZM155 174V176H157V177H159V178H157V177H155V178H157L156 180H160V179H165L164 177H166V175L164 176H162V174H161V178H160V176H158V175H156ZM165 174V173H164ZM201 174V173H200ZM2 175V174H1ZM118 175V174H117ZM138 175H139V173H138ZM146 175V174H145ZM160 175V174H159ZM189 175V176H190ZM132 176V174L130 175V177ZM169 176L171 177V175H167V177L169 178ZM178 176V175H177ZM182 176V175H181ZM180 176V177H181ZM195 176V177H194ZM201 176V175H200ZM221 176V175H220ZM119 177H120V175H119ZM129 177V176H128ZM133 177V176H132ZM137 177V176H136ZM152 177V176H151ZM154 177V176H153ZM163 177V178H162ZM188 177V176H187ZM213 178L214 177V179H212L211 180V178ZM116 179H117V176L115 177ZM121 178V177H120ZM123 178H125V176L123 177ZM123 178H121V179H123ZM182 178V177H181ZM181 178H180V182H181ZM183 178H185L186 179V177H183ZM194 178H197V180L196 179H194ZM202 178V177H201ZM200 178V179H201ZM209 178H210V180H209ZM218 179V181L216 182L217 184H215V182H214V180L216 181L217 179ZM120 179V180H121ZM131 179V178H130ZM136 179V178H135ZM154 179V178H153ZM152 179V180H153ZM167 179V178H166ZM165 179V180H166ZM174 179H176V178H174ZM174 179H172L173 181H174ZM185 179H182V180H185ZM189 178H187V180H188ZM199 179V180H200ZM124 180V179H123ZM123 180H122V182H123ZM126 180H127V178H126ZM137 180V179H136ZM139 180V179H138ZM169 179H167L166 181H168ZM176 180H178L179 181V179H176ZM187 180H185V182H187ZM202 180V179H201ZM132 181V182H133ZM150 181H151V179H150ZM154 181H155V179H154ZM188 181H190V180H188ZM212 181V182H211ZM115 182V181H114ZM120 182V181H119ZM122 182H121V184H122ZM127 182H128V180H127ZM131 182V181H130ZM129 182V183H130ZM131 182V183H132ZM163 182V181H162ZM169 182H170V180H169ZM175 182V181H174ZM174 182L173 183H171L172 185H176V183L174 184ZM209 182V183H208ZM225 182H226V184H225ZM257 184H256V183ZM258 182H259V185L260 184H262V185H260L261 186V188H259V187H257V185H258ZM261 182H263V183H261ZM128 183V184H129ZM210 183H214L215 185H214V187L210 184ZM251 183H255V186L253 187V186H251V190H254V188L257 190H255V191H253V193H254V195H252L251 194V192L249 191V184H251ZM117 184V183H116ZM119 184V183H118ZM117 184V185H118ZM128 184L126 185V187L128 186ZM160 184H161V182H160ZM160 184H159V186H160ZM169 184V183H168ZM168 184H166L165 182H164V185H166L165 187H168L169 185ZM170 184V185H171ZM187 184V183H186ZM204 184V185H203ZM220 184H222V185H220ZM224 184V185H223ZM189 185V184H188ZM192 185H190L191 187H192ZM201 185V186H200ZM205 185L207 186L206 188H207V190L208 191H210V192H212V194L214 193V191H215V187L216 186H224V188H222V187H220V188H222V191H221V189L219 190H217L218 191V195L220 194V197L217 199V197L215 196L217 193H215V195H213L214 196V198L213 197H211L210 195H212L211 193H210V195H209V192H207L206 191V189H205ZM208 185H209V187H208ZM225 185H226V187H225ZM249 186V187H247V190H248V192H247V190H246V192H244V188L243 187H245L246 188V186ZM123 186H125V185H123ZM131 186V185H130ZM130 186H128L129 188H132V186L130 187ZM137 186H139L140 187V185H137ZM150 186H153V185H150ZM157 186V187H156ZM162 186H163V184H162ZM204 186V187H203ZM211 186V187H210ZM138 187V188H139ZM141 187H143V186H141ZM140 187V188H141ZM148 187V186H147ZM165 187H164V189H165ZM170 187V186H169ZM168 187V188H169ZM178 187H179V189H180V191H182L183 193H181L182 194V196H183V194L185 193V191H186V193H188L189 195H191L190 193L192 192V190L191 191H187V189L186 188H184V189H186L185 191H183V190H181L183 187H180V186H177V188H176V186H175V188L176 189H178ZM213 187V188H212ZM263 187V188H262ZM145 188V187H144ZM143 188V189H144ZM153 187H151V189H152ZM160 188V187H159ZM168 188L166 189V190H168ZM172 188V187H171ZM174 188V187H173ZM202 190H201V189ZM209 188V189H208ZM217 188V187H216ZM249 188V189H248ZM117 188H115V190H116ZM151 189H149L150 190V194H154V192H156L155 190H151ZM161 189H163L162 187H161ZM170 189V188H169ZM179 189H178V191H179ZM213 189V190H212ZM60 190V189H59ZM141 190H142V188H141ZM166 190H161V197H162V191L165 193V197L163 196L162 198L160 197L159 199L161 200V199H163V198H165V199H167V196H166V193H167V191ZM144 191V190H143ZM154 191V192H153ZM168 191H170V190H168ZM204 193H203V192ZM216 191V192H217ZM219 191H220V193H219ZM58 192V191H57ZM116 192H118V191H116ZM145 192H148V190L147 189H145ZM152 192V193H151ZM262 192V191H261ZM59 193H61L62 194V192H60L59 191ZM74 193H76V192H74ZM115 193V192H114ZM143 193V192H142ZM157 193V192H156ZM246 195H245V194ZM70 195V199L72 198V199H75L76 198V196L78 197V193H77V195H75V198L73 197V195L74 194H71V193H69ZM118 193H116V195H117ZM143 194H146V193H143ZM172 194H174V193H172ZM201 194V195H202ZM239 194V195H240ZM247 194H248V196H247ZM259 194V195H260ZM57 196H58V194H56ZM55 195V196H56ZM63 195V194H62ZM120 195H118V196H120ZM147 195H149L148 193H147ZM168 195V194H167ZM176 195V194H175ZM184 195H187V194H184ZM194 195V194H193ZM192 195V196H193ZM197 195V193H195V195L194 196H196ZM209 195V196H208ZM61 196V195H60ZM68 196V197H69ZM146 196V195H145ZM177 196V195H176ZM178 196H179V194H178ZM188 196V195H187ZM192 196H191V198H192ZM198 196V195H197ZM234 196H236V197H234ZM63 197H65V194H64V196ZM63 197H60V198H62V203L63 204H65V202L69 205L71 202H73L74 200H69V201H67L66 199V201H64L63 202ZM68 197H65V198H68ZM148 197V196H147ZM149 197H150V195H149ZM201 197V196H200ZM259 197H261V199L259 198ZM169 198V197H168ZM181 198V197H180ZM195 198H197V197H195ZM199 198V197H198ZM197 198V199H198ZM206 198V197H205ZM209 198V199H210ZM236 198V199H235ZM158 199V200H159ZM165 199L164 200H161L162 202H164L165 201ZM171 199V198H170ZM193 199V198H192ZM221 199V198H220ZM117 200V201H116ZM129 200V201H128ZM168 200V199H167ZM167 200H166V203H171V201H168L167 202ZM171 200H173V199H171ZM177 200V199H176ZM180 200H182V199H180ZM184 200V199H183ZM189 200H191V199H189ZM188 200V201H189ZM203 200H205V199H203ZM201 201V204H200V206H202L203 204V202L204 201ZM234 200H236V201H234ZM71 201V202H70ZM77 201V200H76ZM113 201V200H112ZM111 201V203H112V205H113V202ZM188 201H183L184 203L185 202H187V203H189ZM196 201V200H195ZM194 201V202H195ZM221 201V200H220ZM249 201H252V202H249ZM75 202V201H74ZM114 202V205H116V203ZM146 202V203H145ZM161 202V203H162ZM172 202H174V201H172ZM181 202V201H180ZM191 202V201H190ZM206 202H204V204L206 203ZM211 202V201H210ZM215 204H214V203ZM235 204H234V203ZM240 202L242 203L241 205H240ZM254 202V203H253ZM257 202V203H256ZM260 202V203H259ZM61 203V205H63ZM154 203V204H155ZM158 203H159V201H158ZM165 203V202H164ZM170 203L168 204V206H170L171 207V205H172V203H171V205H170ZM192 203H193V200H192ZM192 203H190V204H192ZM196 203V202H195ZM195 203H193V204H195ZM207 203V204H208ZM160 204V203H159ZM180 204V203H179ZM178 204V205H179ZM181 204H183V203H181ZM191 205V207L190 208H193V206L194 205ZM226 204V205H225ZM231 204V205H230ZM254 205V207L252 208V212L250 211L251 209V207L250 206H253ZM66 205V204H65ZM71 205L72 206H75L76 204L74 203H71ZM71 205H69L68 207L70 208V210H69V212L68 213H70V215H71V210H72V207H71ZM111 205V206H112ZM149 205H151V206H153L152 208H151V206H149ZM166 205L167 204H160V206L161 207H163L164 206V208H167L166 207ZM173 205H175V203L173 204ZM176 205H177V203H176ZM175 205V206H176ZM186 205H188V204H186ZM198 206H194V210L195 209H197V208H200V210H206V208H204V209H201V207H199V204H197ZM206 205V204H205ZM210 205H209V207H210ZM219 205V204H218ZM238 205H240L241 207H240V209H241V215H242V213L243 212H245L244 213V216L242 217L243 219L245 218V216H249L248 218L246 217V219H244V221H245V223H246V221H248L247 222V224H246V226H244L245 225V223H244V225H243V222H242V220H241V218H240V220H239V222L240 223H242V225H241V227L243 228V226H244V228H243V231H242V229L240 230V226L239 227H237L236 226V224H235V226H236V229H238V231L241 233V234H233V232H232V234L234 235V236H236V235H238V237L239 238H237V239H240V243H241V241H242V238L244 239V241H242L243 243H242V248L244 249H246L247 250V252L248 253H252L251 255V257H253V258H251L249 255L250 254H248V253H246V250H245V252H243L244 254H246V257H247V259L245 260V257L244 258H242L243 256L241 255V254H239L240 255V257H239V255L237 254L239 251V253H241V250L242 251H244L241 247V250H239L240 248H237V244H236V247H233L232 246V248H237V249H235L236 250V252H237V250H238V252L236 253L235 251V253L233 252H231L232 254H233V258L235 257V255L234 254H236V255H238V258H232L231 256H232V254L230 253H228L229 251L228 250H231V249H228V248H226L225 246H223V244H222V242L223 241H225V242H227L223 237H225L226 235H228L229 233H230V229L232 228L233 229V223L232 222H230L231 221V219L229 220L228 218L230 217L231 218V216L232 215H236V213H235V211H236V209L238 208ZM126 206V207H127ZM244 206V207H243ZM259 206H257V208H260ZM66 207V208H65ZM150 207V208H149ZM156 207V211H154V209L153 208H155ZM161 207H159V208H161ZM181 207V206H177V207H175V209H174V211L176 210V209H179V208ZM182 207H183V205H182ZM184 207H185V205H184ZM196 207V208H195ZM261 207V208H262ZM60 208H61V206H60ZM62 208H65V209H67V206H63ZM111 208V207H110ZM114 208H112L113 210H114ZM187 208V207H186ZM215 208H217L216 210H214ZM244 208V209H243ZM246 208H248V210L246 209ZM260 208V209H261ZM64 209V210H65ZM73 209H75V208H73ZM106 209H107V211L109 212H107L106 211ZM118 209V210H119ZM129 208L127 207V210H128ZM169 209H172V208H169ZM183 209H185V208H183ZM235 209V210H234ZM239 209V210H240ZM115 210V211H116ZM124 210H126V209H124ZM123 210V212H118V213H122V215H123V213H125V211ZM182 210V209H181ZM190 210V209H189ZM193 210V209H192ZM198 210V209H197ZM204 210V211H205ZM249 211L250 213H249V215H248V213H247V215H246V211ZM253 210H254V212H253ZM262 210H263V208H262ZM60 211H62V209H60ZM74 210H72V212H73ZM77 210H75V212H76ZM79 211V210H78ZM77 211V212H78ZM96 211H98V210H96ZM158 211V213L156 214V215H154V216H156L155 218H152V217H154L153 216V213H156ZM170 211V210H169ZM173 211V210H172ZM183 211V215L185 216V212H184V210H182ZM182 211H181V213H182ZM185 211H186V209H185ZM191 211V210H190ZM196 211V210H195ZM207 211V210H206ZM212 211H213V213H214V215H213V213H212ZM225 211H227L226 213H225ZM65 213H64V215H66V210L64 211ZM77 212L75 213V215H76V217H79L80 215H79V213H78V215L79 216H77ZM177 212H179L180 213V209H179V211H177ZM176 212V213H177ZM262 212V211H261ZM97 213V212H96ZM111 213V214H110ZM151 213H152V215H151ZM173 213H175V212H173ZM176 213H175V215H176ZM190 213V212H189ZM207 213H208V215H207ZM5 214V213H4ZM240 214V213H239ZM61 215V213L59 212V216ZM111 215V216H110ZM145 215H151V219L152 220H147L146 221V219L145 218H143ZM159 215H160V217H159ZM174 215V216H175ZM186 215H187V213H186ZM193 215H194V211H193ZM213 215V216H212ZM231 215V216H230ZM262 215H264V210H263V213H262ZM261 215V216H262ZM62 216V215H61ZM68 215H66V217H67ZM114 217L113 219H111V217ZM116 216V215H115ZM134 216H135V219H134ZM171 216V215H170ZM173 216V217H174ZM177 217H178V215H176ZM190 216V215H189ZM196 216V217H197ZM206 216V217H205ZM239 217H241L240 215H238ZM258 216V215H257ZM1 218L3 217L2 215L0 216ZM54 218L56 217V216H53ZM52 217V218H53ZM72 217H74V215L72 216ZM72 217H70V218H72ZM110 217V218H109ZM194 217V216H193ZM264 217V216H263ZM0 218V219H1ZM63 218V217H62ZM108 218V219H107ZM147 219H148V216L146 217ZM149 218V219H150ZM179 218V217H178ZM178 218H176V219H178ZM186 218V217H185ZM234 218H235V216H234ZM233 218V219H234ZM237 218V217H236ZM235 218V219H236ZM4 219V218H3ZM57 220H59V218H56ZM63 219H65V218H63ZM157 219H159V221L157 220ZM175 219V220H176ZM192 219V218H191ZM258 219H260V218H257V220ZM264 219V218H263ZM2 220V219H1ZM0 220V221H1ZM6 220V219H5ZM5 220H2V222L3 221H5ZM56 220V221H57ZM74 220H75V218H74ZM77 220V219H76ZM107 220H109V221H107ZM110 220H114L113 221V223H111L110 222ZM115 220H116V222H115ZM125 220H126V222H125ZM166 220V221H165ZM172 220H174V218H172ZM181 220V219H180ZM185 220V221H186ZM262 220V219H261ZM56 221H55V219H52V221H51V218H50V222H52V224L53 225H55V223H56ZM59 221H62V219H60ZM64 222H57V224H59L60 226H61V224L62 223H64V224H62V226H63V228H62V226H61V228L59 229V231L58 232H60V230H61V232H62V230H64L63 232H65V233H67L66 231L67 230H65L66 229V225H68V224H66L65 225V223H66V221L65 220H63ZM190 221V220H189ZM193 221V220H192ZM192 221H191V223H192ZM263 221V220H262ZM261 221V222H262ZM10 222V221H9ZM68 222H69V219H68ZM73 222V219H71L70 220V223H72ZM75 222V221H74ZM72 223L73 224V226L72 225H70V226H72V228H71V230H70V234H71V236L70 235H68V236H66V234L65 233H63V234H65V236L67 237V240H66V237L61 233H59V235L61 236H64V237H58L57 236V238H56V235H58L57 233H56V235H54L55 237V240H53V239H51V238H53L52 236H50V235H48L49 237H47V236H45L44 237V239L46 238L47 239V241H45L44 243L43 242H41L40 241V239H39V241L41 242V243H43V244H45V246H43L42 247V245L40 244V242H37L38 244H39V246L37 245V243H36V245H34V250H32L33 251V255H36L35 257H37V256H40L41 257V255L42 256H46L47 254H55V250L58 248V247H60L61 246V242L63 243V242H65V246L62 244V246H63V248H68L69 246L71 247L72 246V244L74 243V239H75V235L74 234H76L75 232L77 231H75L74 232V230L75 229H77L76 227H78L77 225H76V222L75 223ZM80 222V221H79ZM79 222L77 221V223H78V225H79ZM103 222V223H104ZM121 224H119V223ZM239 222H237V223H239ZM264 222V221H263ZM262 222V223H263ZM4 223H7V222H4ZM98 223V222H97ZM100 223H101V221H100ZM114 223H117L116 225H114ZM123 223V224H122ZM183 223H185V224H183ZM193 223H196V222H193ZM234 223H236V222H234ZM260 224V225H263L264 226V224ZM0 224H1V222H0ZM9 224V223H8ZM8 224H6V225H8ZM11 224H13V223H11ZM10 224V225H11ZM74 224L76 225V227L75 228H73L74 227ZM110 224V225H109ZM182 224V225H181ZM231 224V225H230ZM2 225V227H0V249H1V251H0V256H2L3 257V259H2V257H0V264H1V262H2V264H4L5 263V261H2V260H4V252H5V250L6 251H11L12 250V248H14V247H12V245L13 244H16L17 243V241L18 240H20V239H18V240H16V242H15V240H13L14 241V243L12 242V239H11V241L10 240H7V239H9V237L12 235V236H14V234H10V233H12L11 231L12 230H10V229H12L10 226V228H8L9 229V233H6V232H8L7 230L5 231V232H3V229L2 228H4V226H6L5 224L3 225V224H1ZM16 225V224H15ZM64 225H65V227H64ZM100 225H102V223L100 224ZM99 225V227H98V229L100 230V229H103V228H101V226ZM125 225V226H124ZM183 225H186V226H184L183 227ZM233 225V226H232ZM247 225L249 226V228H247ZM254 225V224H253ZM14 226V225H13ZM12 226V227H13ZM59 226V227H60ZM70 226L68 225V228H70ZM117 226V227H116ZM120 228H119V227ZM230 226H232V227H230ZM255 226H257L256 224H255ZM255 226H253V227H255ZM259 226V225H258ZM245 227L248 229V230H250L251 232H253V234H255V236L254 235H248V230L247 229H245ZM261 227V226H260ZM14 228V227H13ZM17 228V227H16ZM20 228V227H19ZM19 228H18V230H19ZM25 228V227H24ZM58 228V225L56 226V229ZM65 228V229H64ZM79 228V227H78ZM118 228L119 229H123V230H121V231H118ZM212 228H213V233H212ZM264 228V227H263ZM235 229V228H234ZM233 229V230H234ZM235 229V231H237ZM247 231H245V230ZM25 230H27V228L26 229H24V230H22L23 232H25ZM58 230V229H57ZM69 230V229H68ZM105 230V229H104ZM117 230V231H116ZM127 231V233L128 232H130L131 231V234L130 233H128V235H127V233H126V231ZM188 232H187V231ZM14 231H16V233H17V229L16 230H14ZM103 231V230H102ZM123 231H125V233H126V235H125V233H124V235L125 236H129L130 238H132L131 240H130V238L129 237H125L126 239H129V242L130 243H126V246L124 245L125 244V242H124V244H122L123 243V241H126V239L125 238H123V239H125V240H123L122 239V241H120V239H119V241L120 242H118V240H116V239H118L120 236H121V238H122V235H123V233H121V232H123ZM185 231H186V233L188 234V236L191 238L190 240L192 241L193 239L195 240H193L194 242H197V240L195 239V237L196 236H198V237H200V232L203 234L204 232H206L205 233V236L207 235L208 237H210L211 238V240H213V239H215L216 237H220V242H221V244H222V246H221V244L218 242L219 240L216 238L215 239V241L217 240V242H214L213 241V243H217V244H215L216 245V247H217V249H220L219 251H220V254H219V261L218 260H215V259H217V258H215V256H213V257H211V256H207L208 258H209V260H210V257L212 258V260L214 259L215 261H212L211 260V262L212 263H209V261H207L206 260V255L205 254H207L208 255V253H206L207 251H210V250H207L206 248H205V253H203V251H204V249H203V247L201 248V250H202V252H200L199 250H198V253H197V250H196V253L194 252V254H196V255H194L193 253H188L187 252V247L189 248L190 246V243L188 242V244H187V247L186 246H184V245H186V240L187 241H190L189 240V238H186V237H188L186 234L184 235V233H185ZM200 231V232H199ZM242 231V232H241ZM245 231V232H244ZM259 231V230H258ZM6 233V235L5 234H3V233ZM104 232V231H103ZM118 232L120 233V235L118 234ZM142 232H143V234H142ZM197 232V234L198 235H195L194 236V234ZM251 232H249V233H251ZM255 232V233H254ZM41 233V232H40ZM46 233V232H45ZM45 233H41V234H45ZM234 233H236V232H234ZM247 233V239H245V237H246V234ZM10 235V236H8V235ZM33 234V233H32ZM112 234V235H111ZM122 234V235H121ZM132 235V237L130 236V235ZM142 234V235H141ZM146 236H148L145 240H144V238L146 237ZM213 234H214V236H213ZM231 234V235H232ZM245 235V237H241V236H239V235ZM259 234V233H258ZM260 234H261V232H260ZM1 235L2 236H4V237H2L3 239L4 238H7L6 240H3V239H1ZM16 235V234H15ZM24 235V234H23ZM27 235V234H26ZM39 234H37V235H35V238H38V237H36V236H38ZM77 236H78V234H76ZM111 235V236H110ZM115 235H117V236H119V237H117V236H115ZM141 235V236H140ZM230 235V236H231ZM242 235V236H243ZM16 236H18V235H16ZM25 236V235H24ZM32 236V235H31ZM40 236H43V235H40ZM39 236V237H40ZM109 236V237H108ZM113 236V238H110V237H112ZM117 237L116 239H115V237ZM139 236L141 237V238H139ZM143 236H145L144 238H143ZM203 236V235H202ZM205 236L204 237H200V238H205ZM229 236V235H228ZM230 236H229V238H230ZM233 236V237H234ZM252 237V236H254V237H252L253 239H255V241H254V245H256V246H253L252 247V250H251V244H249L251 241H253L252 240V238H251V241H250V238L249 237ZM261 236V235H260ZM260 236H256L258 239L260 238ZM25 237H27V236H25ZM24 237V238H25ZM33 238H34V236H32ZM31 237V238H32ZM68 237H70L72 240H70V238H68ZM198 237H196V238H198ZM221 237L223 238V239H221ZM232 237V238H233ZM237 237V236H236ZM236 237H235V239H236ZM262 237V236H261ZM13 238V237H12ZM15 238V237H14ZM19 238V237H18ZM21 238V237H20ZM23 238V237H22ZM28 238V237H27ZM27 238L25 239V240H27ZM30 238V239H31ZM32 238V239H33ZM41 238V237H40ZM50 238V239H49ZM62 238H65V239H63L64 241H60L59 242V239H61L62 240ZM78 238V237H77ZM193 238V239H192ZM209 238V239H210ZM29 239V238H28ZM44 239H43V237H42V239L41 240H43L44 241ZM45 239V240H46ZM49 239V240H48ZM110 239H112L111 241H110ZM186 239V240H185ZM206 239H208L207 237H206ZM206 239H202L203 241H204V243H206V246H207V242L209 241H207ZM234 238L233 239H230V242L232 243V241L233 240H235ZM25 240H23L21 243H28L27 241H25ZM36 239H33V242L35 241ZM57 240H58V242H57ZM110 241L109 243H107L106 241ZM113 240H115V241H113ZM227 240H229L228 239V237H227ZM232 240V241H231ZM5 241H7V243H8V246H7V243L5 242ZM21 241V240H20ZM19 241V242H20ZM25 241V242H24ZM66 241L67 242H70V244L71 245H69L68 243H66ZM203 241H199V242H203ZM236 241V240H235ZM247 241H249V242H247ZM4 242V243H3ZM18 242V243H19ZM31 242V241H30ZM32 242V243H33ZM47 242H49L48 244H55V245H59V246H56L57 248H55V245H53L52 247L53 248H51V246L50 245H48L47 244ZM51 242V243H50ZM53 242V243H52ZM78 242V241H77ZM105 242H106V246H105ZM225 242H224V245H225ZM229 242V241H228ZM227 242V244H228V246H229V243ZM238 242V241H237ZM238 242V244H239V246L241 245L240 243ZM246 244H245V243ZM1 243H3L2 245H1ZM32 243H30L29 244V247H30V245L32 244ZM76 243V242H75ZM115 243V244H114ZM193 243V242H192ZM192 243H191V245H192ZM198 243V242H197ZM196 243V244H197ZM209 243H210V241H209ZM230 243V244H231ZM6 244V245H5ZM23 244L21 245V248H22V246H23ZM66 244H68L69 246L67 247V245ZM103 244H104V246H103ZM110 246H109V245ZM112 244H114V245H112ZM196 244H194L195 245V247L194 248H192L191 247V252H192V250H194L195 248H196ZM201 244H203V243H201ZM212 244V243H211ZM234 244V245H235ZM257 244H259V245H257ZM33 245L30 247V248H32L33 247ZM41 245V246H40ZM78 245V244H77ZM108 245V246H107ZM115 245H117L116 246V248H115V250H114V253L112 252V254L111 255H113V257L111 256V259L109 260V257H110V251H109V254L107 255V253H106V249H108V250H110L111 249V247H113V249H114V246ZM193 245V246H194ZM209 246H210V244H208ZM212 245H214V244H212ZM212 245H211V248H212ZM232 245V244H231ZM245 245V246H244ZM247 245V246H246ZM2 246V247H1ZM5 246V247H4ZM6 246H7V248H6ZM15 246V245H14ZM36 246V247H35ZM48 246V247H47ZM76 246V245H75ZM86 246V245H85ZM102 246V247H101ZM128 246V247H127ZM197 246H199V245H197ZM202 246V245H201ZM200 246V247H201ZM205 246V245H204ZM227 246V245H226ZM244 246V247H243ZM248 246H250V247H248ZM258 246H260L258 249L256 248V247H258ZM100 247V248H99ZM184 247L187 249V250H184ZM222 247V248H221ZM225 247V249H228V250H224L223 248ZM247 247V248H246ZM3 248L5 249V250H3ZM10 248V250H8ZM27 247H26V245H24V248H22V251L24 250V249H26ZM43 248H45L44 250H43ZM61 249H62V247H60ZM182 248H183V250H182ZM209 248V247H208ZM230 248H231V246H230ZM248 248H250V249H248ZM254 248H256L255 250H254ZM36 249V250H35ZM59 249V248H58ZM72 249V247L70 248V249H68V250H71ZM76 249H77V246H76ZM90 249L92 250V251H90ZM105 249V250H104ZM190 249V248H189ZM196 249H198V248H196ZM215 249V248H214ZM29 250V248H27L25 251L27 252ZM51 250H52V252H51ZM67 250V249H66ZM73 250H74V247H73ZM73 250H71V252H73L72 254H74V255H76L75 253L76 252H74ZM78 250H79V246H78ZM77 250V251H78ZM107 250V251H108ZM212 250V249H211ZM234 250V249H233ZM253 251V252H251V251ZM260 250H261V252H260ZM13 251H14V249H13ZM32 251H31V249H30V252H31V254H32ZM36 251H37V253H36ZM44 251V252H43ZM46 251V252H45ZM184 251V252H183ZM195 251V250H194ZM213 251V250H212ZM211 251V252H212ZM227 251V253H228V255H231L230 256V258L229 257H227L228 255H227V253H225V252ZM257 251H259L258 252V255L259 256H257L256 255V252ZM2 252H3V254H2ZM29 252V253H30ZM39 252H41V254L39 253ZM51 252V253H50ZM80 252V251H79ZM91 252V253H90ZM94 252V253H93ZM101 252H103L102 254H100ZM104 252H105V255H107V257L104 255ZM186 252L188 253V254H191V255H193L194 257H192L191 258V256L190 255H186ZM190 252V251H189ZM216 252L217 251H215V254H216ZM6 253V252H5ZM11 253V252H10ZM44 253V254H43ZM96 253H98V254H96ZM185 253V254H184ZM261 253V254H260ZM71 254V253H70ZM80 254H81V252H80ZM95 255V257H94V255ZM212 254V253H211ZM248 254V255H247ZM74 255H71V256H69V257H71L72 259L75 257ZM91 255H93V256H91ZM98 255V256H97ZM213 255V254H212ZM217 255V254H216ZM226 255V256H225ZM74 256V257H73ZM109 256V257H108ZM222 256V257H221ZM262 256H264V255H262ZM76 257H78L77 255H76ZM83 257H85V256H83ZM97 257V258H96ZM100 259H99V258ZM104 257H106L105 258V260L106 259H108V260H106L105 262L103 261V259H104ZM190 257V258H189ZM225 257H227V258H225ZM237 257V256H236ZM255 257V258H254ZM70 258V259H71ZM93 258H95V259H93ZM248 258H250L249 260H248ZM75 259V258H74ZM74 259L73 260H71V261H69L70 263H68V264H74L75 263V261H74ZM78 259H80V261H78L77 262V264L79 263L80 264V262H81V264H84L82 261H84L85 262V264L87 263L88 264V262L89 261H87V260H84L83 258H82V256H81V258H80V256L78 257ZM92 259V260H91ZM97 259H99V260H97ZM206 261H207V263H206ZM217 261V262H216ZM40 262V261H39ZM90 262H89V264H90ZM213 262H215V263H213ZM33 263V262H32ZM35 263V262H34ZM44 263H45V261H44ZM98 263V262H97ZM101 263V262H100ZM36 264V263H35ZM41 264H43V263H41ZM76 264V263H75ZM102 264V263H101Z\"/></svg>",
	"mask_w": 264,
	"mask_h": 264
},
{
	"label": "rangeland",
	"instance_id": "374dc122",
	"mask_svg": "<svg viewBox=\"0 0 264 264\" xmlns=\"http://www.w3.org/2000/svg\"><path fill=\"white\" fill-rule=\"evenodd\" d=\"M204 1H206V2H204ZM215 0H81V2H80V4L78 5V9H80V12H79V17H78V14H77V18H75L74 20H75V22L77 23V22H79V24L80 25H86V27L89 29V31H88V29H87V31L89 32L88 34L90 35V38L91 37H93L94 38V36H95V33H96V35H99V34H97V33H99V30H100V32L102 31V33H101V35H100V37H99V39H95V38H97V36L94 38V41L95 42H97L96 44L95 43H93V40H92V43H90L91 42V40L89 39V41H88V44L90 43L91 45H92V47L93 46H98V47H96L97 49H95V50H92V47H90V51L88 52V51H86V52H84V53H86V54H80L79 56V58H81V59H83L82 61H84L83 62V64H84V67H85V65H86V67L84 68V70L85 69H88V70H90V74H91V72L93 73L94 72V74H95V70L93 71L92 69H95V67H97L98 65H99V69H100V71H101V74L99 73L100 71L98 70V68H96L98 71H96V74L97 73H99V75H101V76H99V79H104V77H107L108 79H109V77H111L110 79L111 80H115L116 82L115 83H119V85L118 86H116V84H114V87H112L113 86V84L111 85V87L113 88H111V87H105L104 85L103 86H100V89H96V88H94L93 87V85H92V87H93V89H92V87L91 88H89V91H90V94H89V92H86L88 89L87 88H83V90H85V94H83L84 92H82V91H80L81 93V99H88L89 100V98H90V100L91 101H88V100H86L85 101V103L80 99V102H83L84 104H89V105H95V106H97V102H99V101H103V99H105L104 101H108V99L111 97L112 99V101L113 100H115L116 99V101L119 99L118 97H117V92L119 93V91H121L122 89H127L126 87H128V88H130V89H135V88H137L138 87V89L141 91V92H143V91H145V93H151V91H153V92H156V90H159V89H156L157 88V86H159V85H161V87H162V85L163 84H161V82L163 83V80H164V82L166 83L167 81H169V80H167L166 78H168L170 75H172V77H175V78H178L179 77V75H180V77H181V75H182V77H183V74H181V73H184L183 71L186 69V67L187 66H190V68H191V64H189V63H187V62H183V61H185L186 59H187V61L188 62H190L189 60L191 59L188 55H190L191 56V53H193V55H194V51L192 52V49H193V46H194V49H195V53L197 52V54H198V52H201V53H199V54H203L202 56H210V58L209 59H217L218 58V60H216V61H219V59L221 58L222 59V61H225V60H227V62H229L228 61V59L229 58H226V57H224V56H227V57H229L230 55V58L231 59H233V60H231L230 59V63H229V65L230 66H235L236 64H238V62H240L241 60V62H243V61H245L246 62V58L248 59V60H250L251 61V57L253 56V59L252 60H254L255 62L258 60L259 61V64L260 65H264L263 64V62H264V52L262 53V51H264V0H253V1H251L250 2V0H216L215 2H214ZM212 3L213 2V4L215 3V5H213L214 7H212L211 6V4L210 3ZM239 3L240 2V4L241 5H243V6H240V4H237V3ZM244 4H243V3ZM190 5H188V4ZM209 3V4H208ZM218 3V4H217ZM222 3V4H221ZM183 4H186V5H183ZM220 4V5H219ZM237 4V5H236ZM183 5V6H182ZM215 6H217V7H215ZM239 6V7H238ZM181 9V10H180ZM189 9V10H188ZM236 9H238V11L236 10ZM260 9H262V10H260ZM205 10V11H204ZM208 10V11H207ZM259 10V11H258ZM186 11V12H185ZM187 11H189V12H187ZM207 11V12H206ZM257 11V12H256ZM182 14H181V13ZM193 14H192V13ZM204 12H206V13H204ZM262 12H263V14H262ZM172 13H173V15H172ZM177 13V14H176ZM187 13V14H186ZM191 14V16L189 15V14ZM257 13V14H256ZM208 14V15H207ZM125 15H128L127 17L128 18H126L127 20H126V24H125ZM179 15H181V16H179ZM196 15V16H195ZM200 16V18H199V16ZM234 17V15H237L236 17H234V19H236L237 20V18H239V20H237L236 21V23L237 24H235L234 22V24L232 25V24H229V23H232L231 21H234V19L232 18V16ZM252 15V16H251ZM171 18H170V17ZM180 18H179V17ZM183 16H184V19H183ZM187 16V17H186ZM241 16H243V19L241 20ZM245 16H247V18L248 19H250V20H246L247 22H245L244 23V19H246V17ZM108 17H111V21H108ZM174 17V18H173ZM182 17V18H181ZM252 17H254L253 19H251ZM256 17H258V18H256ZM170 18V20L168 21V19ZM191 18V19H190ZM232 20H231V19ZM188 19V20H187ZM192 19H194V20H192ZM196 19H198V20H196ZM204 19V20H203ZM206 19H210L211 20V22H212V20H213V23L215 24V26H214V24L212 25V23L210 22V24H208L207 25V22L209 23V21L208 20H206ZM218 19V20H217ZM231 20L230 22L229 21H226V20ZM166 20V21H165ZM183 22H182V21ZM189 20H192L193 21V23H191ZM199 20H200V23H199ZM252 20V21H251ZM51 21V20H50ZM181 21V22H180ZM195 21V22H194ZM202 21H204V22H202ZM205 21H207V22H205ZM217 21H219V23H217ZM243 21V22H242ZM47 22V21H46ZM51 22H53V20L51 21ZM50 22V23H51ZM57 22H59V21H57ZM187 22V23H186ZM188 22H189V24H188ZM225 22V24L226 25H221L222 23H224ZM227 22V23H226ZM249 22V23H248ZM48 25H47V28H48V26H49V28H50V23H49V20H48ZM72 23V22H71ZM190 23H191V25H190ZM238 23L239 24H241L242 23V28L240 27V26H237L238 25ZM50 24V25H49ZM74 24V23H73ZM124 24L126 25L125 27H124ZM186 24H188V26L191 28V26H192V28L190 29ZM194 24V25H193ZM202 24V25H201ZM243 24H247V25H244L243 26ZM249 24L250 25H252V26H254V28L256 29L257 28V30H259V31H257V30H254L253 31V27L252 26H249ZM75 25V24H74ZM73 25V26H74ZM196 25H197V27H196ZM200 27H199V26ZM203 25H205V26H207V28H205V26L203 27V28H201ZM210 25V26H209ZM227 25L228 26H230V29L231 30H229V28H226L227 27ZM165 26V27H164ZM185 26V27H184ZM187 26V27H186ZM193 26H195V27H193ZM212 26V27H211ZM214 26V27H213ZM218 26L220 27L219 29H217L218 28ZM246 26V27H245ZM248 26L249 27H251V29H250V32H252L253 33V36H252V34L249 32V30L247 31V30H242V29H244V28H248ZM162 27H163V31L161 30L162 29ZM240 27V29H238ZM167 28V29H166ZM168 28H169V30H172V32H168ZM185 28H187V29H185ZM194 28H196V29H194ZM199 28H201V29H199ZM214 29L215 28V30H218V32L219 31H221L220 33H218L217 31H211V29ZM4 28H2L1 30H3ZM42 29V28H41ZM111 29H114V30H119V31H121V33H122V36H121V38L123 39V42L124 41H126L125 43H127V45H129L130 46V44H131V46H130V49L128 48V46H126V50L127 51H129V50H131V48H132V46H133V48H132V52L130 51L129 53L128 52H126L127 54H129L130 55V53L131 54H133V56H136V58L138 57V55H139V59H140V56L144 59V61L143 62H138V66L136 67V64H132L133 62H131L130 61V58H134L132 55H130V56H128V55H125L126 53H124L122 50V52L124 53V56H128V57H130L129 59H128V64L127 63H125L127 60H126V58L123 56L122 58L124 59L125 58V62L124 61H122V62H124L123 63V65H121L120 66V64L121 63H118L117 64V60L115 59V58H119L118 57V55L119 54H122V52H118V50L120 49L119 48V46H118V42L119 41H121V43H122V39L121 40H119L117 43H115L114 41V44H113V42H111L113 39L112 38H110V36H109V32L110 31H112ZM187 30V31H183V30ZM190 29V30H189ZM200 31H199V30ZM203 29V31H201ZM204 29H206L205 30V32L207 31H210V35H208V33H205L204 32ZM208 29V30H207ZM212 29V30H213ZM232 29H235L233 32H232ZM38 31L37 32H40V29H37ZM43 30V29H42ZM41 30V31H42ZM107 30H109V31H107ZM164 30H165V32H164ZM167 30V31H166ZM181 31V33L180 32H178V31ZM188 30H189V32H188ZM191 30L193 31V32H195L194 34L193 33H191ZM226 30V31H225ZM227 30L229 31V33L227 32ZM237 30V31H236ZM239 30H240V33H241V30L243 31V32H245V31H247V33L245 34V33H243V35L245 34L246 36H248V33H250L251 34V36H250V34H249V36H248V38L246 37H244L242 34V36L240 37L239 36ZM263 30V31H262ZM43 31H45V30H43ZM96 31V32H95ZM124 33H123V32ZM173 31H174V33H173ZM178 33H177V32ZM224 31H225V33H224ZM237 32V33H235V34H237V35H235V34H233L232 35V33H234V32ZM256 31L258 32V33H256ZM36 32V31H35ZM92 32L94 33V34H92ZM166 32H168V33H166ZM183 32H188V33H191L192 35H188V33H183ZM200 32H202L203 34H201ZM223 32V33H222ZM232 32V33H231ZM106 33V34H105ZM107 33H108V35H107ZM165 33H166V35H165ZM197 33V34H196ZM200 33V34H199ZM205 33V34H204ZM214 33H216L215 35H216V37H218L219 39H217L216 40V37H214L215 35H214ZM37 34V33H36ZM84 34V33H83ZM180 34L181 35H185V37H186V39H183V38H185L184 36H183V38H182V36L180 37ZM207 34V36H205ZM227 34H228V36H227ZM230 34V35H229ZM254 34L255 35H262V37H261V39H260V37H258V39H260L259 41H258V39H257V36H255V39L257 40H255L254 39ZM81 36H82V33L80 34ZM172 35V36H171ZM179 35V36H178ZM199 35V36H198ZM201 35V36H200ZM205 36V39H204V37L203 36ZM214 35V36H213ZM217 35H222L221 37L220 36H217ZM40 36V35H39ZM38 36V37H39ZM79 36V35H78ZM79 37V38H81L82 40L83 39H88V37H84V38H82V37ZM88 36V35H87ZM107 36H108V39H107ZM167 36V37H166ZM168 36H170V37H168ZM179 38H178V37ZM189 36V38L191 37V40H187V37ZM210 37V39H211V37H212V39L210 40L209 38H207V37ZM232 36V37H231ZM26 37H28V36H26ZM30 37V36H29ZM35 37V36H34ZM37 36L35 37V38H33V37H30V38H23V41L22 42H20V43H22L23 45L24 44H28L29 42V44H31V45H34L33 43H31V40L32 39H34L35 41L37 40V42L38 41H40L41 43H39V44H44V43H47V44H49L47 41V37H43V36H40L39 38H38ZM43 37V38H42ZM77 37V36H76ZM102 37V38H101ZM124 37V38H123ZM195 37H198V39L197 38H195ZM201 37V38H200ZM240 37V38H239ZM242 37L244 38V39H242ZM250 37V38H249ZM75 38V37H74ZM78 38V39H79ZM93 38H91V39H93ZM107 40V42H104V40L105 39ZM171 38V39H170ZM178 38V39H177ZM181 38V39H180ZM188 38V39H189ZM202 38H203V43H205V45H206V42H207V46H209L210 47V50H209V47H207V46H205L203 43H201V41L200 40H202ZM207 38V39H206ZM26 39L28 40V42L26 41ZM43 40V42H42V40ZM45 39H46V42H45ZM48 39H49V37H48ZM51 39V38H50ZM77 39V40H78ZM103 39V40H102ZM112 39V40H111ZM239 39H240V41L243 43V44H241L240 43V41H239ZM246 39V40H245ZM248 39V40H247ZM254 39V42L252 41ZM71 40V39H70ZM72 40H74L73 38H72ZM75 40H76V38H75ZM80 40V39H79ZM105 40V41H106ZM109 40H111L110 42H111V44L112 45H115L116 44V46H118V47H116L115 46V48L116 49H118V50H114V49H112L113 48V46L110 44L109 45ZM204 40H206L205 42H204ZM215 40V41H214ZM245 40V41H244ZM85 41V40H84ZM87 41H85V42H87ZM213 41V42H212ZM225 41V42H224ZM248 41V43H246ZM37 42H35V43H37ZM71 42V41H70ZM197 42H200V43H197ZM210 42H211V45H212V47L213 48H215V51H217V49H218V47H219V49H218V51L216 52V53H218V54H215V51H214V49H211L212 47H211V45H208V43L210 44ZM251 42H253V43H251ZM61 43V42H60ZM108 43V44H107ZM124 43V44H125ZM196 43V44H195ZM212 43H214L215 44V46L212 44ZM227 43V44H226ZM232 43H234V44H232ZM0 44H2V45H8V47H9V44H10V46H11V43L9 42H7V39H4V38H2V42L0 43ZM38 44V43H37ZM47 44H45V45H47ZM89 44V45H90ZM99 44V45H98ZM193 44V45H192ZM197 44H198V48L196 49V47H195V45L197 46ZM200 44H203V45H200ZM217 44H218V46H217ZM237 44V45H236ZM2 45H1V47H0V51H2L3 50V53L5 52L6 54H7V48L5 47L4 48V46H3V48H2ZM21 45V44H20ZM19 45V46H20ZM126 45V44H125ZM190 45V46H189ZM223 45H226V46H228V45H230V46H232L233 45V50H231L232 48L231 47H228L229 48V51H231V52H228V54H230V55H225L226 54V52H227V50H228V48L226 47V46H223ZM244 45V47H242ZM26 46V45H25ZM109 46H111V47H109ZM122 46H123V49H124V45L122 44ZM191 46H192V48H191ZM203 46V47H202ZM237 47L236 49H235V47ZM95 47H93V48H95ZM121 47V46H120ZM188 47H190L191 48V53H190V51H189V49L190 48H188ZM201 47V48H200ZM206 47L208 48V49H206ZM217 47V48H216ZM222 47V48H221ZM224 47V48H223ZM262 47V48H261ZM100 48V49H99ZM188 48V49H187ZM200 48V49H199ZM204 48V49H203ZM227 48V49H226ZM241 48H243V50L241 49ZM124 49V50H125ZM199 49V50H198ZM201 49H203V50H201ZM206 49V50H205ZM225 49V50H224ZM240 50V51H243V53L241 54L240 53V51H238V53H240V55L242 56V55H246V57L244 56V57H242L241 58V56L237 53V52H234V53H232V51H236V50ZM246 49V50H245ZM254 49V50H253ZM6 50V51H5ZM82 50L83 49H77V52L79 53L80 51L82 52ZM112 50H113V52H112ZM211 50H213V51H211ZM219 50H222V51H219ZM223 50L225 51V52H223ZM249 50H251V51H249ZM114 51H117L119 54L117 55V54H115V53H117V52H114ZM120 51V50H119ZM134 51V52H133ZM187 52L188 53V55L186 56L185 54V52ZM77 52L75 53L74 52V54H73V50L71 49L70 50V53H71V56H72V54H73V56H75V55H77ZM160 52V53H159ZM210 52H212V53H210ZM214 52V53H213ZM220 52H221V54L223 55L224 54V56L222 57L221 56V54H220ZM245 52H246V54H245ZM248 52V53H247ZM259 52V53H258ZM4 53V54H5ZM88 53V54H87ZM170 53V54H169ZM185 53V54H184ZM206 53V54H205ZM208 53H210V54H208ZM235 53H237V54H235ZM249 53H250V55H249ZM252 53V54H251ZM253 53L255 54V55H253ZM161 54H162V56H161ZM197 54H196V56H197ZM198 54V55H199ZM212 54H213V57H211L212 56ZM215 54V55H214ZM220 54V55H219ZM69 53H67V55H65V56H63V58L64 57H66V56H68V59L70 60L72 57H70L69 58ZM81 55H83V56H81ZM237 55V56H236ZM152 56V57H151ZM153 56H157V58H159V59H161V62H163V63H165V65L163 66V67H161V66H158V67H150V69H148L149 67H148V64L146 63V65L144 64L145 62H147L148 60V58H153ZM158 56H160V57H158ZM195 56V55H194ZM239 56V57H238ZM258 56H260V57H258ZM127 57V58H128ZM164 57V58H163ZM189 57V58H188ZM193 57V56H192ZM215 57H217V58H215ZM233 57V58H232ZM255 57V58H254ZM62 58V62H66V61H64V59ZM67 58V57H66ZM73 58H75V57H73ZM76 58H78V56L76 57ZM75 58V59H76ZM122 58H120V60H122ZM135 58V59H136ZM145 58H146V61H145ZM224 58H226L225 60H223ZM258 58H260V59H258ZM263 58V59H262ZM54 59V58H53ZM53 59H49L50 61H51V63H50V61H46V60H48V59H46V60H44V61H46V65H47V67H48V63H50V66L53 68L52 70H54V67H56L55 68V70L56 69H58V67H59V65H57V63H55L54 64V62H52V60ZM56 59V58H55ZM53 60V61H55V62H59L58 61V59L59 58H57V61L56 60ZM61 59V58H60ZM114 59H115V61H114ZM135 59H133V60H135ZM212 59V60H213ZM221 59H220V62H221ZM235 59V60H234ZM239 61H238V60ZM241 59V60H240ZM67 60V59H66ZM78 60V59H77ZM111 60H113L114 62H116V65L117 66H119V68H121L122 67V69H124V70H120V69H118V67L117 66H114L115 68L117 67V69L119 70V72H118V70H117V76H115V74H116V72H115V74H114V71L116 70L115 68V70H113V67L111 68L110 66L111 65H114V63L113 62H111ZM120 60H119V62H120ZM138 60V59H137ZM150 60V59H149ZM192 60V59H191ZM247 60V61H248ZM75 61V60H74ZM79 61H81V60H79ZM108 61H110L111 63H113V64H111L110 65V62L108 63ZM129 61L131 62V63H129ZM165 61V62H164ZM232 61V62H231ZM236 61H237V63H236ZM257 61V62H258ZM62 62H61V65H62ZM69 62V61H68ZM71 63L73 62V60L72 61H70ZM76 63H77V65H78V63H80V62H78V61H75ZM135 62H136V60H135ZM182 62H183V64H182ZM226 62V61H225ZM233 62H234V64H233ZM240 62V63H241ZM63 63V64H64ZM236 63V64H235ZM42 64H44V63H42ZM70 63H68V65H69ZM73 64V63H72ZM75 64V63H74ZM125 64H127V65H125ZM130 64H132V66L130 65ZM140 64V65H139ZM143 64V65H142ZM167 64V65H166ZM184 64H185V66H184ZM193 64V63H192ZM54 67H53V66ZM60 65V66H61ZM66 65V64H65ZM64 65V66H65ZM80 65V67L81 66H83L82 65V63H80L79 64ZM134 65V66H133ZM178 65H179V67L181 68H179L178 67ZM183 67V71H182V67ZM49 66V67H50ZM64 66H62V67H64ZM67 66V65H66ZM71 66V65H70ZM126 68H125V67ZM130 66V67H129ZM143 66V67H142ZM145 66V67H144ZM166 66H167V69H166ZM175 66H177L176 68H174V69H171V67L173 68V67H175ZM193 66V65H192ZM195 66V65H194ZM193 66V67H194ZM44 67H45V65H44ZM49 67H48V69H49ZM62 67H60L61 69H63ZM69 67V66H68ZM159 67H161V69H158ZM185 67V68H184ZM46 68V67H45ZM59 68V69H60ZM78 68H79V66H78ZM81 68H83V67H81ZM131 68V69H130ZM141 68V71L139 70ZM143 68L144 69H148V70H146V71H144L143 70ZM188 68V67H187ZM196 67H194V69H195ZM51 69V68H50ZM49 69V70H50ZM127 69V70H126ZM129 69V70H128ZM157 69V70H156ZM169 69V70H168ZM175 69H177V70H175ZM182 71V72H180V70ZM193 68H191V70H192ZM193 69V70H194ZM81 69L79 68V71H80ZM83 70V69H82ZM92 70V71H91ZM165 70V71H164ZM187 70V71H186ZM185 70V76H186V74H188V71H189V73L190 72H193V70L191 71L190 69H186ZM196 71H197V69H195ZM195 70H194V73H196L195 72ZM48 71V70H47ZM169 71V72H168ZM175 71V73H177L176 71H179L178 73H177V75L178 76H175L174 75V73L173 72ZM84 71H82V73H83ZM85 72H87V71H85ZM84 72V73H85ZM142 72V73H141ZM187 72V73H186ZM78 73H81V72H77V74ZM87 73H89V72H87ZM87 73H85V75L87 74ZM107 73H109V74H107ZM167 74V77H166V74ZM168 73H171V74H168ZM89 74V75H90ZM94 74H91V75H94ZM95 74V75H96ZM165 74V75H164ZM193 74V73H192ZM249 74V73H248ZM81 75H83V74H81ZM81 75H78V76H81ZM85 75H83V76H81V77H83L84 79H88L87 78V76H85ZM88 76L89 78L91 77H95V85H96V82L98 81V77L96 78V76ZM121 76V77H120ZM163 76H165L164 78H163ZM86 77V78H85ZM171 77V76H170ZM171 77V78H172ZM78 78H80V77H78ZM107 78H105V79H107ZM121 78V79H120ZM171 78H169V79H171ZM76 79V78H75ZM93 79L94 78H92V83H94L93 82ZM123 79V80H122ZM162 79V80H161ZM89 80V79H88ZM161 80V82H158V81H160ZM173 79H171V81H172ZM101 81V80H100ZM103 81V80H102ZM124 81V82H123ZM176 81V80H175ZM89 83V82H88ZM91 83V82H90ZM106 83V82H105ZM104 83V84H105ZM171 83V82H170ZM173 83H175L174 82V80H173ZM99 83H97V85H98ZM94 85V86H95ZM96 87V86H95ZM98 87V86H97ZM104 87V88H103ZM160 87V86H159ZM158 87V88H159ZM160 87V88H161ZM108 88L110 89L111 88V90H112V92L114 93V98L112 97L113 96V94H112V96H111V92H109L110 93V97L108 98H104L105 97V94L108 92V91H110V90H108ZM119 88V89H118ZM92 89V90H91ZM103 89V90H102ZM82 90V89H81ZM114 90H116V91H114ZM147 91H149V92H147ZM106 92V93H105ZM122 92V91H121ZM66 93V92H65ZM77 93H79V91L77 92ZM104 93V94H103ZM122 93H124V92H122ZM59 94V93H58ZM58 94H56V95H58ZM67 94V93H66ZM69 94H71L69 97H68V99L67 100H70L71 98V96L73 95L74 96V93L73 92H68V95ZM9 95V102H11L12 104H14V103H16L18 100H15L14 98H12V100H10L11 99V97H14V96H11L10 97V94H7L6 96H8ZM12 95V94H11ZM45 96H46V94H44ZM43 95V96H44ZM48 95V94H47ZM60 95H63V93H61ZM77 95V94H76ZM5 96V97H6ZM44 96V97H45ZM64 96V95H63ZM72 96V97H73ZM78 96V95H77ZM119 96V95H118ZM205 96V95H204ZM42 98V100L44 101H42L43 103H45V101H51V100H49V99H45V98ZM48 97H50V94L48 95ZM55 97V98H54ZM56 97L57 98H59V100L60 101H58L59 103L60 102H62V101H66V100H64L65 99V97H66V95L64 96V97H62L61 96V98H60V96H55L54 95V93L51 95V98H54V99H56ZM46 98H47V96H46ZM50 98V99H51ZM63 98V100H61ZM67 98V97H66ZM101 98V99H100ZM118 98V99H117ZM181 98H183V97H181ZM186 98V97H185ZM45 99V100H44ZM79 99V98H78ZM94 99V101H92ZM15 100V101H14ZM77 100V99H76ZM97 100H99V101H97ZM188 100V101H187ZM187 100H185V99H183L182 101H185L186 102V105H185V102L183 103L182 101H181V99H180V102H181V104L180 103H177L178 105H174V107L173 106H171V108H169L167 105H164V106H162L161 105V107H163L164 109L166 108V111H164V116H162V117H166V116H168V115H173L174 113L175 114H178V115H176V117H180L179 118V120L178 119H174V121H172V120H170L169 119V117H168V122H170V125H172L174 128L178 125V123H179V126H180V128L177 126L176 128H179V129H181V128H184V131L185 132H189V130L191 129V128H193L194 130H196L194 127H196L197 125H199V124H197L196 126L194 125V124H196V118H194V120L196 121L195 123H193V119H192V116H191V118H189L190 117V115H191V113L193 112V114L195 113V112H197V110L195 111V109H198V111L200 110L199 109V107H196V106H198V105H195V106H193V107H191V106H189L191 103H188L187 104V102H189L190 100L189 99H187ZM52 101H53V99H52ZM51 101V102H52ZM79 101V100H78ZM96 101V102H95ZM109 101H110V99H109ZM111 101V102H112ZM9 102L7 103V102H4V103H6L7 105H9ZM46 102V103H47ZM51 102H48V104H53V103H51ZM54 102V101H53ZM55 102H56V100H55ZM88 102V103H87ZM92 102H94V103H97V104H94V103H92ZM45 103V104H46ZM57 103V102H56ZM132 103H135V101L133 102L132 101ZM141 103V102H140ZM140 103H139V105H140ZM146 103V102H145ZM185 105V107L183 106V104ZM115 105H118V103H114ZM126 104V103H125ZM136 104V103H135ZM142 105H144V106H146V108L143 106L142 108H145L146 110H144V109H142V108H138V104L136 105L137 106V108H135V107H133V109L132 110H130L131 108H132V106H131V104H130V108H129V106H128V108H129V110L130 111H132V113H133V111L134 110H136V111H134L135 112V114H138L137 112H139L140 110V112H141V115H139L138 114V116H142V117H144V122L143 121H140L141 122V125H139L140 124V122L139 121H137L136 120V122H135V120L133 121L132 120V122L133 123H131V122H129V121H127V122H118V125H117V122H114L113 123V121H115V120H111V122L109 121V122H107L108 124V126L110 127V129H112L113 128V126H114V131H116L119 127H120V129L122 128H125V127H127V128H125V133H126V137H123V136H120L121 134L122 135H124L125 136V134H123V130L121 129H119L118 131H116L115 133H113L112 132V130L110 131V129H109V127L108 128H106V129H109V131L107 130V132H108V134H110L109 132H111V134H113V135H109V137H108V134H107V132L104 130V128H100V131L101 132H99V133H97V135L96 136H92V137H89V138H87V136H85V134H84V132H87L88 130L87 129H85L84 127H83V130H84V132H83V135L85 136V137H83L82 136V134L80 135V136H82V138L81 139H83V140H81L80 141V136L77 138V143L75 142V141H73L75 144H73V142H70V144H66V146L64 145L63 147V149H62V145L61 144H59V146L61 147V149L64 151H62L61 149H59L58 148V145L57 146H55L54 144H52V146L51 147H47L46 145H43V148H42V145H41V147H40V145L38 144H31V147H29L28 148V146L30 145V144H28L27 145V143H29V142H27L26 143V145H25V143H23V144H21L20 146H23V147H20L19 146V144H18V146L16 147V148H13L12 149V151L11 152H15L14 153V155H11V157L9 156L10 154H8L7 156L9 157L8 159H7V157L6 158H4V156H3V158L2 159H0V170L2 169V168H4V170L3 171H5V172H3V171H0V172H2L1 174H0V216L2 215L3 217L1 218L2 220H5V221H3L2 222V220L0 221L1 222V224H8V225H6V226H4V228H2L3 229V232H5L8 228H12V229H10V230H12L11 232L12 233H10V234H14V236H10V235H8V236H10L9 237V239H7V238H2V237H4V236H2L1 235V239H3V240H10L11 241V239H12V242L14 243V241L13 240H15V242H16V240H18V239H20V240H18L17 241V243L16 244H13L12 245V247H14V248H12V250L11 251H6L4 248H3V250H5V252H4V254H3V252H2V254L4 255V260H2V261H5V263L4 264H41V263H43V264H68V263H70L69 261H71V260H73L74 258V261H75V263L77 264V262L78 261H80V259H78V257L80 256V258H81V256H82V258L84 259V260H87V261H89L86 257L88 256V255H90L87 251H88V249L89 248H92V246H93V244H94V247L95 246H99V245H96V244H101L100 243V241L102 242L103 240H101L102 239V237H104V235H105V231H106V229H107V227H105V228H103L104 227V225L106 226L107 224H105V223H108V222H104V221H106V217H108V216H105L104 217V215H105V208H104V206L103 205H105L106 203H109V202H106L105 204L104 203H102L101 205L103 206V207H101V208H103V211L105 212H100V211H102V210H100V208L99 209H96V210H98V211H96L95 209H94V206H95V208H97V206L98 207H100L101 205L99 204L100 202H104L105 200L104 199H106V201H110V204L112 205V203H111V201L113 202V205L111 206V205H109V209H111V210H108V211H110L111 213H115V215H114V213H113V215H114V217L117 219V221L119 220V221H124V219L125 218H129V219H126V220H128L129 222L130 221H132V219H131V217H132V213H131V215H130V213H127L128 211L130 212V208L132 209L131 210V212L133 211V215H134V213H135V216H136V211L134 212V210L136 209L134 206L133 207H131V206H127V205H123L125 208L124 209H126V210H124L125 211V213H123V215H122V213H118V212H123V210H122V208L121 209H119L120 207H117V210H116V208H114V207H116L117 205H118V203L117 202H115L114 201V198L116 197V198H118L117 200H119V197H120V199H121V195L120 194H122V193H120V190H118V189H120V187H122L121 189H122V191H128V190H130V191H128L127 193H129V192H133V186L134 185H136V187L134 186V189L136 188V190H134L135 192L137 191H139V194H140V197H141V200H142V198L143 197H146V198H148L147 200H142V205L140 206V209L142 208L143 209V207H146L147 208V206L144 204V206H143V201H146V202H149L148 204H150V202L151 201H153L152 200V198H153V196H155L154 197V203H155V199L157 198V196H158V192H159V190L157 191V189H160V195H161V190H166L169 186V188H168V190H170V191H168V190H166L167 191V193H166V196H167V199H165V198H163V199H161V200H164L165 199V203L164 202H162L159 198L161 197L160 195V197L158 196V199H156L157 200V204L159 205H157L156 203L154 204H152L153 206L154 205H156V206H158L157 207V209H158V211L159 210H161V211H163V212H160V215H161V213H163V215L165 216V213H168V215H167V217L165 216V218H166V220L167 221H170V219H171V221H178L179 223H180V221H181V223L184 221L185 223L187 222V218H188V224H193L192 226H194V227H197V226H199V225H197V226H195L197 223H199L200 224V219L198 220V221H194L196 218L198 219V217L200 218L201 217V215H202V213H203V215L206 213V212H208L209 213V216L211 215V209L209 210L208 208H212L211 206H213V208L214 207H216V205H210V204H212V201L214 200V199H211L210 197H207L206 195L204 196V198H202V196H203V194L200 192V190H199V194H198V189H197V186L199 187V184H196L195 186H196V192H195V190L193 191V187H194V184L192 185V184H190L191 183V181L193 180V179H191V178H193V174H195V172L196 173H198L199 172V174H197L199 177V179H198V181L200 182V184H202L203 182H204V184H206V182H205V180L203 181V179H204V177H205V174H213V176H215L214 175V173H215V171H213V172H211L212 171V169H210L209 168V170L210 171H208V169L206 170V172H205V174H204V177H203V174H202V168H197V167H195V166H193V165H189L187 168L189 169V173H190V169L191 168H193V169H191V171L193 170L194 171V173L192 174V175H190L189 173H188V171H182L181 169H180V172H179V170H178V167L176 168V167H174L175 165L174 164H176V161H174L175 159L173 158L174 157V155H172L173 154V152H174V147H173V150L170 148V146H171V144L172 143H174V141H175V139L177 140V136L176 135H178V133H179V135L182 133V131L181 130H177V129H175V131H174V129L172 130V132L173 133H177L176 135L174 134H171L172 132H170L169 133V130L167 129V127L165 128L164 127V130L162 131V128H160L158 131L160 132L161 131V133L163 132L164 133V131L166 130V132H167V134H169V135H167L166 136V138L164 137V138H162L163 137V135L165 136V134H166V132L163 134V135H161V137L158 135V136H154V135H157L156 133H154L153 132V130L154 129H156V127L154 126V125H152L153 123L152 122H156V121H153V120H155V119H153L154 117H152V119H151V122L150 123H152L151 125L152 126H150V129L148 128L149 126L148 125H150V123H149V121H148V119L150 120V118H151V114H153L152 116H156L157 117V113L158 112H156L155 110H156V107H154L155 108V110H154V108L152 107V105L150 106L148 103V105L146 104H143V103H141ZM179 104H180V106H179ZM5 105V104H4ZM6 106V105H5ZM123 106H125L124 105V103H122L121 105L119 104V106H116L117 108H116V110L118 111V112H121V111H123L121 108H118V107H123ZM157 106V105H156ZM175 106H177V107H175ZM148 107H149V109H151L152 108V110L154 111V112H156V113H154L152 110H150V111H152V112H150L151 114H148L149 112V109H148ZM151 107V108H150ZM160 107V108H161ZM183 108V109H181V110H183V111H177L178 109H180V108ZM189 107V108H188ZM191 107V108H190ZM195 107V108H194ZM135 108V109H134ZM160 108H158V106H157V111L159 110L160 111ZM162 108V110L160 111L161 113L159 114L158 113V116L160 115L161 116V114H163V109ZM167 108H168V110H167ZM172 108H175V109H173V112L174 113H171L170 114V112H168V111H171V109ZM194 108V109H193ZM170 109V110H169ZM177 109V110H176ZM186 109H187V111H189V112H187L186 111ZM191 111H190V110ZM223 109V111H225V108H222ZM193 110V111H192ZM129 111V112H130ZM145 111H147L148 113L146 114V112ZM184 111H186V112H184ZM201 111V110H200ZM222 111V112H223ZM143 112V113H142ZM165 112H167V113H165ZM172 112V111H171ZM209 112L210 111H206V113H204L203 114V117H205L206 115H208L209 114ZM212 113H211V115L213 114V115H215V113L217 112V111H211ZM214 112V113H213ZM145 113V114H144ZM179 113H182V114H184L183 116H182V114H179ZM185 113H188V114H186L185 115ZM167 114V115H166ZM174 114V115H175ZM190 114V115H189ZM192 114V115H193ZM197 115H198V112L196 113ZM196 114H194V115H196ZM146 115V116H145ZM180 115V116H179ZM187 115L189 116V117H187ZM193 115V116H194ZM210 115V114H209ZM208 115V116H209ZM184 118V116H186L184 119L182 118V117ZM145 117H147V118H145ZM150 117V118H149ZM158 118V117H157ZM156 118V119H157ZM236 118V119H235ZM147 121H146V120ZM160 119H162V118H160ZM165 119H167V117L165 118ZM172 119V118H171ZM186 119V120H185ZM188 119H192V120H188ZM205 120L207 119V117H205L204 118ZM204 119H202L201 121H204ZM232 119V118H231ZM238 119H239V117L237 118V116H235V117H233V120H235V121H233V120H230V118L228 119L231 123H230V125H232V126H230V125H228V127H233V129L234 130H238L239 128H238V126L237 125H240V123L238 122ZM158 121H159V118L157 119ZM163 120V119H162ZM184 121L186 124L187 123H189V124H185L186 126H188L189 125V127L190 126H193V127H191V128H189L188 129V127L187 128H185L184 126V123L182 124V121ZM177 121H181V122H178L177 123ZM188 121V122H187ZM191 121V122H190ZM228 121V122H229ZM4 122H5V124H4ZM4 122H2L5 126L7 125V121H4ZM146 122H148L147 123V126H146ZM159 122H161V121H159ZM167 122V123H168ZM171 122H172V124H171ZM175 124H174V123ZM228 122H227V124H228ZM237 124H235V123ZM111 123H113V124H111ZM121 123V126L119 125ZM126 123V125L127 126H125L124 124ZM162 123V122H161ZM161 123H157L158 124V127L157 128H159V124H161ZM181 123V124H180ZM193 123V124H192ZM197 123H200L199 121L197 122ZM233 123V124H232ZM239 123V124H238ZM115 124H116V126H117V129H115ZM129 124V125H128ZM134 124V125H133ZM136 124V125H135ZM176 125V126H174V125ZM215 124V123H214ZM213 124V125H214ZM111 125H113V126H111ZM170 125L168 124V128L170 127ZM184 125V126H183ZM218 125V124H217ZM235 125V126H234ZM1 126V125H0ZM98 126L99 127H101L100 125H97V128H98ZM125 126V127H124ZM130 126V127H129ZM131 126H133V127H138V128H134V129H136L137 131L138 130H140V133H141V137H142V135H144V134H146V135H144V136H146V138H147V140L148 139H150V138H156V140L157 141H159V139H160V141L158 142V143H161V140L162 139H165L164 141H162L163 142V144H164V142H166V139H167V147L168 148H165L166 147V144H164V147H161V146H163V145H159V144H157V142H154L155 141V139L153 140H151V142H153V143H151V142H149V143H147V145L146 146H148V148H150V145H152V147L150 148V149H152V151L151 150H147L148 148L147 147H145L144 146V144H143V146H140V149H141V147H143V149H139L138 148V143H135V145H132L133 146V148H137V149H135L136 151H134L135 153L138 151V156H137V153L136 154H133L132 155V153H133V151H132V153L130 152L131 150L129 149H126L125 147H128V145H127V142H126V140L127 139H129V138H131L130 140H132V137H133V139L135 140V138H136V133H138L136 130H133L132 128L133 127H131ZM140 126H142V127H140ZM215 126V125H214ZM225 125H223L222 126V128L220 129L221 131H222V129H223V131L221 132L222 134H220L219 136V139L221 138V140H222V144H224V142H226L227 144H228V146H229V144H231V143H229L230 141L229 140H231V139H229L228 137H229V132H231L230 133V136L232 135V133L234 132L233 131V129L231 128V129H228L227 128V126H225ZM1 127H3V126H1ZM96 127V126H95ZM112 127V128H111ZM155 127V128H154ZM161 127V126H160ZM209 127H210V125H209ZM224 127V128H223ZM235 127H237L236 129H235ZM240 127V126H239ZM128 128H130L132 131L130 132V134H128L129 133V131H128ZM140 128V129H139ZM208 128V127H207ZM207 128H205L204 130H206ZM219 129L217 126H215V128H213V130L214 129ZM80 129L82 130V126H80ZM102 129V130H101ZM127 129V130H126ZM129 129V130H130ZM141 129H143L144 130V132L145 131H148V132H146V133H142V130ZM148 129V130H147ZM153 129V130H152ZM171 129H172V127H171ZM171 129H170V131H171ZM193 129H191V131H194ZM208 129H210V128H208ZM216 129V131H219L220 132V130H217ZM225 129V130H224ZM240 129H241V127H240ZM87 130V131H86ZM150 130H152V131H150ZM157 130V129H156ZM156 130H154V131H156ZM183 130V129H182ZM188 130V131H187ZM226 130L228 131V134L226 133ZM104 131V132H103ZM121 132V134H118V132ZM123 131V132H122ZM128 133H127V132ZM179 131V132H178ZM183 131V132H184ZM209 131H211V130H209ZM215 131V130H214ZM233 131V132H232ZM106 132V133H105ZM119 132V133H120ZM149 132H151V133H153L154 135H152V134H149L148 135V133ZM195 132V131H194ZM206 132H207V130H206ZM205 132V133H206ZM236 132V131H235ZM131 133H134L133 135L134 136H132L131 137ZM197 133V132H196ZM224 133H225V136H224ZM237 133H238V131H237ZM101 134V135H100ZM172 136H171V135ZM189 134V133H188ZM195 134V133H194ZM227 134V135H226ZM239 134V133H238ZM237 134V135H238ZM88 135V134H87ZM98 135H100V136H98ZM130 135V137H128ZM137 135H139V137H140V134H137ZM178 135V139H182V140H184L182 137H181V135L179 136ZM184 135H185V133H184ZM193 135V134H192ZM197 135V134H196ZM202 135V134H201ZM206 135H208L207 133H206ZM234 135H236V134H234ZM237 135H236V137H237ZM89 136V135H88ZM103 138H102V137ZM119 136V137H118ZM143 136V137H144ZM150 136H152V137H150ZM169 136V137H168ZM172 138H171V137ZM182 136H183V134H182ZM194 136V138L192 137V138H190L189 139V141L192 139H194V140H197V138H198V136H195V135H193ZM228 136V137H227ZM233 136V135H232ZM97 137V138H96ZM102 138V141L100 140L101 138ZM112 137H115V138H113L112 139ZM118 137V138H117ZM120 137H122L123 139H125V142H124V140L121 138L120 139ZM138 137V136H137ZM148 137H150V138H148ZM183 137H185V136H183ZM188 137V136H187ZM186 137V138H187ZM197 137V138H196ZM201 138H203V136H200ZM207 137V136H206ZM208 137H209V135H208ZM222 137H224L223 139H222ZM236 137H234V139L236 138ZM240 136L238 135V137L237 138H239ZM107 138V139H106ZM111 139V140H109V139ZM145 138V139H146ZM158 138V139H157ZM168 138H170L171 140H173V142L171 143V144H169L168 142ZM175 138V139H174ZM185 138V140H187ZM201 138H199V139H201ZM236 138V139H237ZM85 139V140H84ZM86 139H88V140H86ZM91 139H95L94 141L95 142H91ZM98 139V140H97ZM103 139H104V141H103ZM118 139H120V140H118ZM142 139V138H141ZM177 140V141H180V142H182V140ZM217 139V138H216ZM219 139H217V141L219 140ZM228 140V142H227V140ZM100 140V141H99ZM184 140V141H185ZM203 140H205V139H203ZM221 140H219L218 142H220ZM226 140V141H225ZM241 139L239 138V141H240ZM106 141V142H105ZM120 141H121V143H120ZM133 141V140H132ZM183 141V142H184ZM232 141V140H231ZM235 141V140H234ZM237 141V140H236ZM97 142V143H96ZM101 142L103 143V144H101ZM131 142V141H130ZM130 142H129V144H130ZM176 142V141H175ZM182 142V146L183 145H186V144H191V143H189L188 142V140H187V142L185 141L184 143ZM94 145V146H92V144ZM96 143V144H95ZM113 146V148L111 147L110 149H108L109 147H108V145H110V144ZM113 143H114V145H113ZM116 143V144H115ZM133 143V142H132ZM221 143V142H220ZM232 143H234L235 144V142H233L232 141ZM237 143H238V141H237ZM240 143H241V141H240ZM73 144V145H72ZM77 144V146H74V145H76ZM107 144V149L109 150V151H111V153L109 152V153H106L107 152V150H106V146L105 145ZM137 144V145H136ZM141 145H142V143H140ZM139 144V145H140ZM159 145V146H157V145ZM180 144V143H179ZM179 144H177V145H179ZM34 145V147H32ZM35 145H37V146H39V147H35ZM72 145V146H71ZM96 145V146H95ZM110 145V146H111ZM118 145V146H117ZM124 145H127V146H124ZM154 145V146H153ZM170 145V146H169ZM181 145V144H180ZM226 145V144H225ZM236 145V144H235ZM26 148H25V147ZM53 146H55V147H57V148H55V147H53ZM69 146H70V148H69ZM91 146V147H90ZM104 146V147H103ZM114 146H115V149H116V147H118L119 148V150H115L114 149ZM124 146V147H123ZM135 146H137V147H135ZM156 146V147H155ZM172 146H173V144H172ZM181 146V147H182ZM232 146H234V145H232ZM232 146H230V148H235V146L234 147H232ZM45 147V148H44ZM66 147V148H65ZM97 147H98V153H97ZM121 147V148H120ZM131 146H129L128 148H130ZM158 147H160V148H162V149H160L159 148V151H160V154L162 153V150L164 149V151H163V154L164 155H166L167 156V159L165 158V156L162 154L161 156L160 155H157L155 152L156 151H158ZM177 147V146H176ZM20 148V149H19ZM21 148H22V150H21ZM32 148H33V150H32ZM35 148V149H34ZM49 148V149H48ZM53 148V149H52ZM55 148V149H54ZM68 148V149H67ZM75 148H76V150H75ZM88 148H90V149H88ZM102 148V149H101ZM105 148V149H104ZM125 148V149H124ZM132 148V147H131ZM145 148V149H144ZM156 148H157V150H156ZM37 149H39V150H37ZM45 149V150H44ZM48 149V150H47ZM51 149V150H50ZM67 149V150H66ZM79 149V150H78ZM92 149H96V151H94V150H92ZM121 149V150H120ZM167 149V150H166ZM168 149H170L169 151L171 152V151H173L171 154H165L166 152H169L168 151ZM17 150L20 152H17ZM24 150V151H23ZM37 150V151H36ZM44 150V151H43ZM82 150H83V152H82ZM101 150H102V152L104 153V151H105V153L106 154H108L109 155V157H111L112 158V156L114 157L115 156V158H112V159H110V158H108V155H106L105 153H104V155H103V153L101 152ZM125 150V151H124ZM126 150H128L129 151V153H128V151L126 152ZM139 150H140V153H142L141 155L139 154ZM156 150V151H155ZM61 151V152H60ZM99 151H100V154H99ZM113 151V152H112ZM114 151H116V152H114ZM119 151V152H118ZM121 151V152H120ZM143 151H145V153H146V155H144V153H143ZM159 151L157 152V153H159ZM166 151V152H165ZM17 152V153H16ZM62 152H63V154H62ZM95 152V153H94ZM148 152H150L149 154H148ZM151 152H152V154H151ZM153 152H154V154H156V156H160L161 157V160H157L158 159V157H156L154 154H153ZM114 155H113V154ZM117 153V154H116ZM119 153H121L122 155H119ZM110 154H112V155H110ZM128 154V155H127ZM174 154H175V152H174ZM18 155V156H17ZM101 155V156H100ZM117 155V156H116ZM125 155H126V157H125ZM131 155V156H130ZM135 155V156H134ZM150 157H149V156ZM153 155V156H152ZM170 155V156H169ZM264 155V154H263ZM2 156V155H1ZM107 156V157H106ZM131 158H130V157ZM140 156H144V157H140ZM155 156V157H154ZM164 157V161H166L165 163L167 164V160H169V164L170 163H172V165H173V167L174 168H176L177 170V173H176V171H175V169L172 167V168H170V169H167V168H169L168 166H171V164L170 165H168V166H166V164L164 163V161L162 160V158ZM168 156L169 157H172V158H170V159H172L173 160V162L168 158ZM105 157L106 158H108V159H105ZM120 159H119V158ZM129 157V158H128ZM137 157V158H136ZM146 157H148L149 159H147V160H149V161H151L149 164H146L147 162H145L146 161ZM159 157V158H160ZM118 158V159H117ZM133 158V159H132ZM156 158V159H155ZM115 159H117V160H115ZM122 159H123V161L125 162L124 164H129L128 166L127 165H123L122 163ZM140 159H142V160H144V162L142 161V160H140ZM153 159V160H152ZM166 159V160H165ZM6 162H5V161ZM7 160H8V163H7ZM108 160V161H107ZM135 160L138 162L137 163V167L138 168H136V162H135ZM157 160V161H156ZM224 160V161H223ZM225 160L227 161V159L226 158H222V159H220L219 160V164L221 165V163L222 162H225ZM107 161V162H106ZM112 161H114L113 163L114 164H112ZM120 161V162H119ZM131 161V162H130ZM134 161V162H133ZM142 161V162H141ZM158 161H160V162H158ZM171 161V162H170ZM117 162V163H116ZM152 162H156L154 165H156V166H154L153 165V167L155 168V167H157V165L161 168L162 167V169H164V168H166L167 170H170V172L169 171H167L166 169H164L166 172H164L163 174L162 173H159V172H163L162 171V169H159V167L157 168L158 170H156V173L155 172H152L151 171V168L152 167H149V166H152ZM175 162V163H174ZM1 163H2V165H1ZM132 163H135V164H132ZM144 163H145V165H144ZM3 164H4V166H3ZM9 164V165H8ZM109 164V165H108ZM132 164V165H131ZM143 164V165H142ZM162 164V165H161ZM217 165V167L218 166H220V165ZM6 165V166H5ZM114 165V166H113ZM118 165V166H117ZM121 165V166H120ZM164 165V166H163ZM113 166V167H112ZM125 168H124V167ZM142 166H144V168L142 167ZM166 166V167H165ZM177 166V165H176ZM140 167H141V169H140ZM148 167V168H147ZM191 167V168H190ZM210 167H211V165H210ZM122 168H123V170H122ZM187 168H186V170H187ZM195 168V169H194ZM218 168H220V167H218ZM217 168V169H218ZM223 168V167H222ZM221 168V169H222ZM118 169V170H117ZM134 169H136V170H134ZM137 169H139V170H137ZM142 169H144V170H142ZM146 169V170H145ZM156 169V168H155ZM199 169H202V170H199ZM119 170H121V171H119ZM153 171H155L154 169H152ZM171 170H174L173 172H175V173H173ZM196 170V171H195ZM199 170V171H198ZM219 170V169H218ZM222 170H224V169H222ZM115 171V172H114ZM123 171V172H122ZM125 171H127V172H125ZM129 171V172H128ZM138 171V172H137ZM140 171V172H139ZM143 173H142V172ZM148 171H150V172H148ZM159 171V172H158ZM205 171V170H204ZM116 172H117V174H116ZM122 172V173H121ZM132 172V173H131ZM135 172V173H134ZM148 174H147V173ZM168 172H169V174H168ZM188 174H187V173ZM221 172H222V174L224 173L223 171H218V173H219V176H217L218 177V179H219V177H221V179L223 178V176H225V175H222L221 174ZM127 173H129V174H127ZM132 174V176L130 177V175ZM137 173V174H136ZM138 173H139V175H138ZM141 173L142 174H144V176H141ZM152 175H151V174ZM171 173H173L174 174V176H175V174H176V176L175 177H173V175L171 174ZM201 173V174H200ZM146 174V175H145ZM150 174V175H149ZM155 174L156 175H158V176H160V178H161V174H162V176L164 175H171V177L169 176V178L167 177V175H166V177H164L165 179L167 178V179H169L170 180V182L171 183H173L174 181V184L176 183V188H177V186H180V187H183L181 190H183V191H185L186 189H187V191H191L192 190V192L190 193L191 195H189L188 193H186V191H185V193L184 194H187V195H184L183 194V196H182V194L181 193H183L182 191H180V189H179V187H178V189H179V191H178V189H176L175 188V186L174 185H172L170 182H169V180L168 181H166L165 179H160V180H156L157 178H159V177H157V176H155ZM160 174V175H159ZM208 175V177L209 176H211V175ZM216 175H218L217 173H215ZM226 174V173H225ZM119 175H120V177L121 178H123L124 176H125V178H123V179H121L120 177H119ZM178 175V176H177ZM182 175V176H181ZM190 175V176H189ZM201 175V176H200ZM221 175V176H220ZM117 176V179L115 178ZM129 176V177H128ZM137 176V177H136ZM152 176V177H151ZM154 176V177H153ZM182 178H181V177ZM188 176V177H187ZM155 177H157V178H155ZM183 177H186V179L185 178H183ZM195 177V176H194ZM126 178H127V180H128V182H127V180H126ZM131 178V179H130ZM134 179V181H136L135 182V184L133 185V183H134V181H133V179ZM137 180H136V179ZM155 179V181H154V179ZM163 178V177H162ZM174 178H176V179H179V181L178 180H176V179H174ZM180 178H181V182H180ZM187 178H189L188 180H190V181H188L187 180ZM211 178V177H210ZM210 178H209V180H210ZM121 179V180H120ZM139 179V180H138ZM150 179H151V181H150ZM153 179V180H152ZM172 179H174V181L172 180ZM182 179H185V180H187V182H185V180H182ZM194 179H196L197 180V178H194ZM205 179H207V181H208V178H206L205 177ZM212 179H214V177L213 178H211V180ZM217 179V178H216ZM218 179L215 181L214 180V182H215V184H217L216 182L218 181ZM122 180H123V182H122ZM115 181V182H114ZM120 181V182H119ZM132 183H131V182ZM153 181V182H152ZM156 181H159L158 182V184H157V182ZM163 181V182H162ZM195 181V180H194ZM194 181H192V182H194ZM201 181H202V183H201ZM213 181V180H212ZM211 181V182H212ZM220 179H219V182H218V184L217 185H219V183H220ZM222 181H223V179H222ZM221 181V182H222ZM121 182H122V184H121ZM130 182V183H129ZM154 183L155 182V184H157V186H158V188L155 190L154 188V184H152V183ZM160 182H161V184H160ZM164 182L166 183V184H168L169 186L168 187H165L166 185H164ZM190 182V183H189ZM196 182V181H195ZM118 185H117V184ZM129 183V184H128ZM187 183V184H186ZM197 183V182H196ZM209 183V182H208ZM256 183V182H255ZM255 183H251V184H249V186L251 185V186H255ZM261 183H263V182H261ZM128 184V186H132V188H129L128 186L126 187V185ZM159 184H160V186H159ZM162 184H163V186H162ZM171 184V185H170ZM189 184V185H188ZM203 184V185H204ZM213 187H214V183H210ZM225 184H226V182H225ZM257 184V183H256ZM264 184V183H263ZM123 185H125V186H123ZM137 185H140V187L141 186H143V187H141L142 188V190H141V188L139 187V186H137ZM150 185H153V186H150ZM190 185H192V187L190 186ZM220 185H222V184H220ZM224 185V184H223ZM260 185H262V184H260ZM259 185V182H258V185H257V187H259V188H261V186ZM130 186V187H131ZM148 186V187H147ZM156 186V187H157ZM201 186V185H200ZM248 185L246 186V188L245 187H243L244 188V192H246V190H247V187H249ZM251 186L248 188L249 189V191L251 192V194L252 195H254V193L257 195V198H258V196H262V194H260V193H263V190L262 189H257L258 190V192L256 193V192H254L253 193V191H255L256 189L254 188V190H251L252 188H251ZM263 187H264V185H262ZM139 187V188H138ZM145 187V188H144ZM151 187H153L152 189L153 190H155L156 192H154V194L152 193V194H150V190L149 189H151ZM160 187V188H159ZM161 187L163 188V189H161ZM164 187H165V189H164ZM172 187V188H171ZM174 187V188H173ZM191 187V188H190ZM204 187V186H203ZM207 186L205 185V189H206V191L207 192H209V195H210V193L212 194V192H210V191H208L207 190V188H206ZM208 187H209V185H208ZM211 187V186H210ZM212 187V188H213ZM217 187V188H216ZM214 189H215V191H214V193L212 194V195H210L211 197H213L214 198V196L213 195H215V193H217L215 196L217 197V199L220 197V194H222L221 195V199L219 198V201H217L216 200V198H215V200H214V202L216 201V202H218V203H216L217 204V206H219L218 207V209L219 208H221V204L222 203H224V202H226V198L225 197H223V195H224V189H223V192L222 193H220V191H219V195H218V189L220 190L221 189V191H222V188H224V186H216ZM220 187H222V188H220ZM225 187H226V185H225ZM262 187V188H263ZM115 188H117L116 190H115ZM128 188V190H126ZM144 188V189H143ZM184 188H186V189H184ZM191 190H190V189ZM195 188V187H194ZM60 189V190H59ZM145 189H147L148 190V192H145ZM151 189V190H152ZM201 189V188H200ZM209 189V188H208ZM217 189V190H216ZM246 189V190H245ZM264 189V188H263ZM144 190V191H143ZM202 190V189H201ZM213 190V189H212ZM256 190V191H257ZM58 191V192H57ZM59 191L60 192H62V194L61 193H59ZM116 191H118V192H116ZM217 191V192H216ZM231 191H234V192H231V194H233V195H235V194H237L238 192H239V194H240V191H242V189H238V188H236V190H235V188L234 189H232ZM262 191V192H261ZM74 192H76V193H74ZM115 192V193H114ZM135 192H133V193H131V195L132 194H134ZM146 193V194H143V193ZM203 192V191H202ZM247 192H248V190H247ZM69 193H71V194H74L73 195V197L75 198V195H77V193H78V197L76 196V198L75 199H70V194ZM116 193H118L117 195H116ZM120 193V194H119ZM147 193L150 195V197H149V195H147ZM172 193H174V194H172ZM195 193H197V195L196 196H194L195 195ZM204 193V192H203ZM249 193V192H248ZM56 194H58V196L56 195ZM64 194H65V197H68L69 195V197L68 198H65V197H63L64 196ZM130 194V193H129ZM136 194H138V193H136ZM136 194H134V197H135V195ZM168 194V195H167ZM177 196H176V195ZM178 194H179V196H178ZM194 194V195H193ZM202 194V195H201ZM239 194H237L236 196L238 197V196H241L240 197V201L241 200H244L245 198L244 197H246V196H244L243 197V195H239ZM245 194V193H244ZM260 194V195H259ZM56 195V196H55ZM61 195V196H60ZM118 195H120V196H118ZM143 197H142V196ZM146 195V196H145ZM153 195V196H152ZM157 195V196H156ZM165 195V193L162 191V197ZM193 195V196H192ZM208 195V196H209ZM232 195V196H233ZM246 195V194H245ZM255 195V196H256ZM137 196V198H138V195H136ZM148 196V197H147ZM191 196H192V198H191ZM201 196V197H200ZM231 196V197H232ZM236 196H234V197H236ZM247 196H248V194H247ZM250 196V197H249ZM249 198H251V199H253V197L249 194ZM254 196V199H253V201L255 202V201H258V200H255L256 199V197ZM264 196V195H263ZM60 197H63L64 199H63V202L64 201H69V200H74L73 202H71V203H75L76 205L75 206H72L71 205V203L69 204V205H71V207H72V210H74L73 212H72V210L70 211L71 212V215H70V213H68L69 212V210H70V208L68 207L69 205L65 202V204H63L62 203V198H60ZM161 197V198H162ZM165 197V196H164ZM169 197V198H168ZM181 197V198H180ZM195 197H199L198 199L197 198H195ZM206 197V198H205ZM224 198V202H222L223 201V198ZM231 197H230V200H231ZM248 197H246V199L248 198ZM136 197L134 198V200L136 199V200H140V199H137ZM173 199V200H171V199ZM210 198V199H209ZM242 198H244V199H242ZM260 199H261V197H259ZM66 199V200H65ZM69 199V200H68ZM133 199V198H132ZM131 199V200H132ZM177 199V200H176ZM180 199H182V200H180ZM184 199V200H183ZM189 199H191V200H189ZM203 199H205V200H203ZM228 199V201L229 202H231V204H232V201H230L229 200V197L227 198ZM232 199H234L233 197H232ZM236 199V198H235ZM245 199V200H246ZM77 200V201H76ZM104 200V201H103ZM116 200V201H117ZM130 200V202H128V204H136L137 206H138V204L137 203H139V202H136V200H135V202L134 201H131ZM166 200H167V202L168 201H171V203H172V205H171V203H170V205H171V207L170 206H168V204L169 203H166ZM189 200V201H188ZM192 200H193V203H195V204H193L192 203ZM196 200V201H195ZM204 201V202H206V201H208V202H206L205 204H204V202L202 203L203 205L202 206H200V204H201V201ZM221 200V201H220ZM247 200H250V199H247ZM129 201V200H128ZM158 201H159V203L162 205V204H167L166 205V207L167 208H164V206L163 207H161L160 206V204L158 203ZM172 201H174V202H172ZM181 201V202H180ZM183 201H188L189 203H187V202H183ZM191 201V202H190ZM195 201V202H194ZM211 201V202H210ZM234 201H236V200H234ZM239 197H238V199H237V203L239 204ZM114 202L116 203V205H114ZM145 202V203H146ZM162 202V203H161ZM213 202V203H214ZM220 202H222L221 204H220ZM242 202V201H241ZM240 202V205L242 204V205H244V203H246V202H242L241 203ZM249 202H252V201H249ZM253 202V203H254ZM61 203L63 204V205H61ZM95 205H94V204ZM175 203V205H176V203H177V205L175 206V205H173ZM180 203V204H179ZM181 203H183V204H181ZM190 203H192L194 206H198L197 204H199V207H201V209H204V208H206V210L204 211V210H200V208H197V209H195L194 210V206H193V208H190L191 207V205L192 204H190ZM208 203V204H207ZM226 203H228V202H226ZM234 203V202H233ZM257 203V202H256ZM260 203V202H259ZM139 204H141V203H139ZM179 204V205H178ZM186 204H188V205H186ZM215 204V203H214ZM219 204V205H218ZM230 204V205H231ZM235 204V203H234ZM94 205V206H93ZM97 205V206H96ZM107 205V206H108ZM182 205H183V207H182ZM184 205H185V207H184ZM209 205H210V207H209ZM226 205V204H225ZM233 205V204H232ZM240 205H238V208L236 209V211H235V213H236V215H230L231 216V218L229 217L228 219L230 220L231 219V221L230 222H232L233 223V229L235 228L236 229V226L237 227H239L240 226V230L242 229V231H243V228H244V226H246V224H247V222L248 221H246V223H245V221H244V219H246V217L247 216H245V218L243 219L242 217L244 216V213L245 212H243L242 213V215H241V209H240ZM246 205V206H245ZM244 206L245 207H248L247 206V204H245ZM253 205V204H252ZM60 206H61V208H60ZM63 206H67V209H65V208H62ZM107 206L105 205V207L107 208ZM129 208L128 210H127V207ZM138 206V207H139ZM149 206H151V205H149ZM153 206H151V208L153 207ZM177 206H181L179 209H180V213L179 212H177V211H179V209H176L175 211H174V209H175V207H177ZM222 206H223V204H222ZM243 206V207H244ZM256 207H254V205L253 206H250L251 208V212H252V208L254 207V209L255 210H257L258 211V213L256 212V213H252V215H251V213L249 212V211H246V215H247V213H248V215H249V213H250V219L248 218V220H249V222H250V225H251V223H253L252 224V226H250V228H251V231H252V229L253 230H255V234H256V236L258 237V236H260V238L258 239L256 236H255V234H253V232H251L250 230H248L247 228H249V226L247 225V228L245 227V229H247L248 230V235L250 234H252V235H254V236H252V237H254L258 242H256L255 241V239H253L252 237H249L250 238V241H251V238H252V240L253 241H251L249 244H251L252 246H251V250H252V247L253 246H256V245H254L255 243H259L261 240H262V238H263V236H264V226L263 225H260L263 221H264V215H262V213H263V210H264V205H263V207H262V205H261V207L263 208V210H262V208L259 206V204L257 205H255ZM257 206H259L260 208H257ZM111 207V208H110ZM159 207H161V208H159ZM187 207V208H186ZM204 207V208H203ZM225 206H223V208H224ZM73 208H75V209H73ZM112 208H114V210L112 209ZM135 208V209H134ZM150 208V207H149ZM169 208H172V209H169ZM174 208V209H173ZM183 208H185L186 209V211H185V209H183ZM196 208V207H195ZM212 208V209H213ZM60 209H62V211H60ZM67 211L66 212V215H68L67 217H66V215H64V211L65 210ZM119 209V210H118ZM134 209V210H133ZM154 209V211H156L157 209H156V207L155 208H153ZM165 209H168V210H166V212L164 213V210ZM184 210V212H185V216L183 215V211L182 210ZM191 211H190V210ZM193 209V210H192ZM217 208H215L214 210H216ZM240 209V210H239ZM244 209V208H243ZM247 210H248V208H246ZM75 210H79L78 212H77V216H79V217H76V215H75ZM100 210V211H99ZM116 210V211H115ZM170 210V211H169ZM173 210V211H172ZM220 211H216V215H218V216H220V217H222L223 215H224V213H223V215H222V212H224L223 210L221 211V209H219ZM235 210V209H234ZM106 211H107V209H106ZM107 211V212H108ZM113 211V212H112ZM118 211V212H117ZM158 211L156 212V213H153V216L154 215H156L157 213H158ZM168 211V212H167ZM181 211H182V213H181ZM193 211H194V215H193ZM197 211H202L201 212V215L200 216H197V215H199V212H197ZM262 211V212H261ZM59 212L61 213V215L59 216ZM97 212V213H96ZM173 212H177L176 213V215H178V217L175 215V213H173ZM190 212V213H189ZM217 212H221V215H220V213H217ZM227 211H225V213H226ZM253 212H254V210H253ZM5 213V214H4ZM78 213H79V215H78ZM109 213V212H108ZM110 213V214H111ZM186 213H187V215H186ZM208 213H207V215H208ZM212 213H213V211H212ZM215 213V212H214ZM214 213H213V215H214ZM240 213V214H239ZM227 214V213H226ZM74 215V217H72ZM106 215H107V213H106ZM126 217H125V216ZM151 215H152V213H151ZM151 215L149 216V215H145L143 218H145L146 219V221L148 220H152L150 217H151ZM160 215H159V217H160ZM171 215V216H170ZM175 215V216H174ZM190 215V216H189ZM212 215V216H213ZM238 215H240L241 217H239ZM258 215V216H257ZM262 215V216H261ZM53 216H56L55 218L53 217ZM111 216V215H110ZM119 216H120V218H123V216L125 217L124 219H119ZM131 216V217H130ZM135 216H134V219H135ZM148 216V219L146 218ZM162 216V215H161ZM174 216V217H173ZM188 216V217H187ZM194 216V217H193ZM197 216V217H196ZM215 216V215H214ZM234 216H235V218H234ZM53 217V218H52ZM65 218V219H63V218ZM70 217H72V218H70ZM113 216L111 217V219H113L114 218ZM156 216H154V217H152V218H155ZM168 217L170 218V219H168ZM186 217V218H185ZM206 217V216H205ZM224 217H225V215H224ZM4 218V219H3ZM50 218H51V221H52V219H55V221L57 220L56 218H59V220L60 219H62V221H59V220H57L56 221V223H55V225H53L52 224V222H50ZM74 218H75V220H74ZM110 218V217H109ZM150 218V219H149ZM161 218V220L164 218L163 216L162 217H160ZM172 218H174V220H172ZM176 218H178V219H176ZM192 218V219H191ZM234 218V219H233ZM240 218H241V220H242V222H243V225H244V223H245V225L243 226V228L241 227V225H242V223H240L239 222V220H240ZM257 218H260V219H258L257 220ZM68 219H69V222H68ZM71 219H73V222L75 221L76 222V225L79 227H76V225L74 224V227L73 228H77V229H75L74 230V232L76 233V234H78V236L76 235V234H74L76 237H75V239H74V243L72 244V249L71 250H73V247H74V252H76L75 254L78 256V257H76V255H74V254H72L73 252H71V250H68V249H70L71 247L69 246V245H71L70 244V242H67L66 241V243H68V244H66L67 245V247L68 248H63V246H62V244L65 246V242H61V246L60 247H62V249L60 248V247H56V246H59L58 244L57 245H55V244H53V245H55V248H57L54 252H55V254H52L51 252H52V250H51V254H47L46 256H42L41 255V257L40 256H37V257H35L36 255H33V251L32 250H34L33 248H34V245H36V243L37 242H45V241H47V239L45 240L44 239V237L45 236H47V237H49L48 235H50V236H52L53 238H51V239H53V240H55V236L54 235H56V233L58 234V235H56V238H57V236L59 237L60 235H59V233L61 232V230H60V232H58L59 231V229L61 228V226H62V224H64V223H62L61 224V226L59 225L61 222H64L63 220H65L66 221V223H65V225L66 224H68L69 226L70 225H72L73 226V222L72 223H70V220ZM77 219V220H76ZM108 219V218H107ZM156 219V218H155ZM176 219V220H175ZM181 219V220H180ZM196 219V220H197ZM201 219H203L202 217H201ZM239 219V220H238ZM263 221H262V220ZM126 220H125V222H126ZM158 221H159V219H157ZM164 220V219H163ZM165 220V221H166ZM186 220V221H185ZM190 220V221H189ZM193 220V221H192ZM10 221V222H9ZM77 221L79 222V225H78V223H77ZM100 221H101V223H102V225H100L101 223H100ZM107 221H109V220H107ZM112 220H110V222H111ZM114 221V220H113ZM113 221L111 222V223H113ZM122 221V222H123ZM191 221H192V223H191ZM262 221V222H261ZM4 222H7V223H4ZM57 222L59 223V224H57ZM74 222V223H75ZM98 222V223H97ZM104 222V223H103ZM115 222H116V220H115ZM193 222H196V223H193ZM234 222H236V223H234ZM237 222H239V223H237ZM248 222V223H249ZM11 223H13V224H11ZM119 223V222H118ZM124 223V222H123ZM122 223V224H123ZM185 223H183V224H185ZM0 224V227H2V225ZM11 224V225H10ZM16 224V225H15ZM117 223H114V225H116ZM120 224V223H119ZM130 224H132L131 222H130ZM235 224H236V226H235ZM255 224L257 225V226H255ZM262 224H264V222L262 223ZM14 225V226H13ZM58 225V230L56 229V226ZM65 225H64V227H65ZM68 225H66V229L65 230H67L66 232L67 233H65V232H63L64 230H62V232L63 233H65L66 234V236H68V235H70L71 236V234L69 233L70 232V230H71V228H72V226H70V228H68ZM99 225L101 226V228H103V229H98V227H99ZM110 225V224H109ZM121 225V224H120ZM182 225V224H181ZM231 225V224H230ZM259 225V226H258ZM10 226V227H9ZM14 228H13V227ZM60 226V227H59ZM103 226V227H102ZM125 226V225H124ZM184 226H186V225H183V227ZM232 226H230V227H232ZM253 226H255V227H253ZM261 226V227H260ZM17 227V228H16ZM20 227V228H19ZM25 227V228H24ZM117 227V226H116ZM119 227V226H118ZM121 227V226H120ZM119 227V228H120ZM18 228H19V230H18ZM27 228V230H25V232H23L22 230H24V229H26ZM62 228H63V226H62ZM61 228V229H62ZM118 228V231H121V230H123V229H119ZM249 228V229H250ZM17 229V233H16V231H14V230H16ZM69 229V230H68ZM105 229V230H104ZM232 228L230 229V233L228 234L229 236L232 234V232H233V234H241L239 231H238V229H236L237 231H235V229L233 230ZM104 232H103V231ZM259 230V231H258ZM8 232H6V233H9V229L7 230ZM69 231V232H68ZM117 231V230H116ZM126 231V230H125ZM125 231H123V232H121V233H123V235H122V238H121V236L119 237V236H117V235H115V236H117V237H119L118 239H116L117 237H115V239L116 240H118V242H120V241H122V239L123 238H125V237H129V236H125L126 235V233H127V231H126V233H125ZM187 231V230H186ZM186 231H185V233H184V235L186 234L187 236H188V234L186 233ZM232 231V232H231ZM241 231V232H242ZM244 231V232H245ZM2 232V233H3ZM45 233V234H41V233ZM61 232V233H62ZM188 232V231H187ZM200 232V231H199ZM234 232H236V233H234ZM249 232H251V233H249ZM260 232H261V234H260ZM6 233H3V234H5L6 235ZM33 233V234H32ZM60 233V234H61ZM62 233V234H63ZM124 233H125V235H124ZM128 233H130L131 234V231L130 232H128ZM128 233H127V235H128ZM205 233L206 232H204L203 234L200 232V237H204L205 236ZM212 233H213V228H212ZM247 233L245 234L246 235V237H245V235H239V236H241V237H245V239H247ZM259 233V234H258ZM18 235V236H16V235ZM25 236H27V237H25ZM27 234V235H26ZM37 234H39L38 236H36V237H38V238H35V235H37ZM65 234H63L64 236H65ZM68 234V235H67ZM107 234H108V232H107ZM107 234L105 235V237L107 238ZM118 234L120 235V233L118 232ZM129 234V235H130ZM142 234H143V232H142ZM141 234V235H142ZM199 234V233H198ZM197 234V232L194 234V236L195 235H198ZM231 235L230 236V238H229V236L228 235H226L225 237H223L228 243H229V246H228V244H227V242H225V241H221L222 242V244H223V246H225L226 248H228V249H231V250H228V249H225V247L223 248L224 250H228L229 252V254L233 251H235L236 252V250L235 249H237V248H242V241H244V239L242 238V241H241V243L239 242L240 241V239H237V238H239L238 237V235H236V236H234V235ZM34 236V238L32 237V236ZM40 235H43V236H40ZM112 235V234H111ZM110 235V236H111ZM133 235V234H132ZM132 235H130L131 237H132ZM140 235V236H141ZM145 235V234H144ZM203 235V236H202ZM208 235V234H207ZM205 236V238H200V237H198V236H196V237H198V238H196L195 237V239L197 240V242H194L193 240L191 241L190 239V237L188 236V237H186V238H189V240L190 241H187L186 239V245H184V246H186L187 247V244H188V242L190 243V249L187 247V249L184 247V250H187V252L188 253H193L194 254V252L196 253V250H197V253H198V250L200 251V252H202V250H201V248L203 247V249H204V251H203V253H205V248L207 249V250H210V251H207L206 253H208V255L207 254H205L206 255V257L208 256H211V257H213V256H215V258H217V259H215V260H218L219 261V254H220V249H217V247H216V245L215 244H217L218 242L221 244V242H220V237H216L219 241L217 242V240L215 241V239H213V240H211V238L210 237H208V236ZM41 238H40V237ZM64 236H60V237H64ZM65 236V237H66ZM139 236V238H141ZM146 236V235H145ZM145 236H143V238L145 237ZM213 236H214V234H213ZM234 236V237H233ZM13 237V238H12ZM15 237V238H14ZM19 237V238H18ZM21 237V238H20ZM23 237V238H22ZM25 237V238H24ZM36 239L34 242H33V239ZM42 237H43V239H44V241L43 240H41L42 239ZM59 237V238H60ZM78 237V238H77ZM109 237V236H108ZM148 236H146L145 238H144V240L147 238ZM206 237L208 238V239H206ZM227 237H228V239L229 240H227ZM235 239V237H236V241L235 240H231L232 241V243L230 242V239H233V238ZM27 238V240H25ZM31 238V239H30ZM68 238H70V237H68ZM110 238H113V236L112 237H110ZM130 238V237H129ZM210 238V239H209ZM222 237H221V239H223ZM39 239H40V241H39ZM50 239V238H49ZM48 239V240H49ZM63 239H65V238H62V240L61 239H59V242L60 241H64ZM108 239V238H107ZM119 239H120V241H119ZM126 239V238H125ZM125 239H123V240H125ZM132 238H130V240H131ZM204 239H206L207 241L209 240L210 241V243H209V241L207 242V246H206V243H204V241L203 240ZM264 239V238H263ZM23 240H25V241H27L28 243H26L25 241V243L23 244V243H21ZM66 240H67V237H66ZM70 240H72L71 238H70ZM112 239H110V241H111ZM20 241V242H19ZM31 241V242H30ZM78 241V242H77ZM109 240L108 241H106L107 243H109L110 242ZM113 241H115V240H113ZM199 241H203V242H199ZM213 241L214 242H217V243H213ZM241 244L240 246H239V244H238V242ZM254 241H255V243H254ZM264 241V240H263ZM6 243H7V241H5ZM19 242V243H18ZM33 242V243H32ZM40 242V244L42 245L43 243H41ZM57 242H58V240H57ZM76 242V243H75ZM106 242H105V246H106ZM112 242V241H111ZM124 242H125V244H124ZM131 242V241H130ZM129 242V239H126V241H123V243L122 244H124L125 246H126V243L128 244V243H130ZM193 242V243H192ZM206 242V241H205ZM224 242H225V245H224ZM247 242H249V241H247ZM4 243V242H3ZM3 243H1V245L3 244ZM30 243H32L31 245H30V247L33 245V247L32 248H30L29 247V244ZM46 243V242H45ZM49 242H47V244H48ZM51 243V242H50ZM53 243V242H52ZM191 243H192V245H191ZM197 243V244H196ZM201 243H203V244H201ZM214 244V245H212V244ZM232 245H231V244ZM237 244V248H232V246L233 247H236V244ZM245 243V242H244ZM23 244V246H22V248H24V245H26V247L27 248H29V250L26 252L25 250L27 249H24L23 251H22V248H21V245ZM78 244V245H77ZM115 244V243H114ZM114 244H112V245H114ZM194 244H196V248H198V249H194V250H192V252H191V247L192 248H194L195 247V245ZM208 244H210V246L208 245ZM222 244H221V246H222ZM235 244V245H234ZM246 244V243H245ZM260 244V246H261V244H263V243H259ZM259 244H257V245H259ZM6 245V244H5ZM15 245V246H14ZM37 245L39 246V244L37 243ZM40 245V246H41ZM48 245H50L51 246V248H53L54 246L52 245V244H48ZM77 246V249H76V246ZM86 245V246H85ZM91 245V247H89ZM102 245V244H101ZM109 245V244H108ZM107 245V246H108ZM194 245V246H193ZM197 245H199V246H197ZM202 245V246H201ZM205 245V246H204ZM211 245H212V248H211ZM227 245V246H226ZM7 246H8V243H7ZM7 246H6V248H7ZM43 246H45V244H43L42 245V247ZM53 246V247H52ZM78 246H79V250H78ZM103 246H104V244H103ZM110 246V245H109ZM116 246L117 245H115L114 246V249H113V247H111V249L110 250H108V249H104L105 251H106V253H107V255L109 254V251H110V257H109V260L111 259V256L113 257V255H111L112 254V252L114 253V250H115V248H116ZM201 246V247H200ZM230 246H231V248H230ZM245 246V245H244ZM243 246V247H244ZM247 246V245H246ZM260 246H258V247H256L257 249L260 247ZM2 247V246H1ZM5 247V246H4ZM36 247V246H35ZM46 247V246H45ZM48 247V246H47ZM89 247V248H88ZM102 247V246H101ZM128 247V246H127ZM209 247V248H208ZM248 247H250V246H248ZM100 248V247H99ZM215 248V249H214ZM222 248V247H221ZM241 248L239 249V250H241ZM247 248V247H246ZM256 248H254V250L256 249ZM263 248H264V246H262V250H263ZM13 249H14V251H13ZM30 249H31V251H32V254H31V252H30ZM45 248H43V250H44ZM67 249V250H66ZM213 251H212V250ZM234 249V250H233ZM243 249V248H242ZM248 249H250V248H248ZM260 249V248H259ZM8 250H10V248L8 249ZM36 250V249H35ZM78 250V251H77ZM108 250V251H107ZM113 250V251H112ZM182 250H183V248H182ZM244 251H242L241 250V253H239L238 252V250H237V254L239 255V254H241L243 257L242 258H244L245 257V260L247 259V257H246V254H244L243 252H245V248L243 249ZM250 250V251H251ZM253 250V251H254ZM0 251H1V249H0ZM81 252V254H80V252ZM90 251H92L91 249H90ZM112 251V252H111ZM190 251V252H189ZM212 251V252H211ZM215 251H217L216 252V254H215ZM253 251H251V252H253ZM264 251V250H263ZM11 252V253H10ZM30 252V253H29ZM44 252V251H43ZM46 252V251H45ZM86 252H87V256H86ZM184 252V251H183ZM186 252V255H190L191 256V258L192 257H194L193 255H191V254H188ZM225 252V251H224ZM232 252V253H233ZM234 252V253H235ZM249 252V251H248ZM247 252V250H246V253H248ZM258 252L259 251H257L256 252V255L257 256H259L258 255ZM260 252H261V250H260ZM36 253H37V251H36ZM40 254H41V252H39ZM71 253V254H70ZM91 253V252H90ZM94 253V252H93ZM103 252H101L100 254H102ZM213 255H212V254ZM225 253H227V251L225 252ZM228 253H227V255H228ZM231 253V254H232ZM38 254V253H37ZM44 254V253H43ZM96 254H98V253H96ZM185 254V253H184ZM248 254H250L249 256L251 257L252 255V253H248ZM247 254V255H248ZM261 254V253H260ZM71 255H74L73 257V259L71 258V257H69V256H71ZM94 255V254H93ZM93 255H91V256H93ZM104 255H105V252H104ZM107 255H105L106 257H107ZM194 255H196V254H194ZM235 255V257L234 258H238V255H236V254H234ZM262 255H264V253L262 252V254L260 255L261 257H264V256H262ZM83 256H85V257H83ZM98 256V255H97ZM99 256H102V258H103V255H99ZM219 256V257H218ZM226 256V255H225ZM230 256L231 255H228L227 257H229L230 258ZM237 256V257H236ZM0 257H2V256H0ZM94 257H95V255H94ZM106 257H104V259H103V261L105 262L106 260H108V259H106L105 260V258ZM206 258V260L207 261H209V263H212L211 262V260H212V258L210 257V260H209V258ZM222 257V256H221ZM227 257H225V258H227ZM232 258H233V254H232V256H231ZM239 257H240V255H239ZM71 258V259H70ZM88 258H91V257H89L88 256ZM97 258V257H96ZM99 258V257H98ZM101 258V257H100ZM99 258V259H100ZM102 258L100 259V261H97L96 263H95V260H92L93 261V263L94 264H104L103 262H102ZM190 258V257H189ZM219 258V259H218ZM233 258V259H234ZM251 258H253V257H251ZM255 258V257H254ZM2 259H3V257H2ZM93 259H95V258H93ZM99 259H97V260H99ZM212 260V261H215V260ZM250 258H248V260H249ZM40 261V262H39ZM44 261H45V263H44ZM207 261H206V263H207ZM33 262V263H32ZM35 262V263H34ZM68 262V263H67ZM84 264H85V262L84 261H82ZM90 262V261H89ZM89 262H88V264H89ZM101 262V263H100ZM217 262V261H216ZM74 263V264H75ZM107 263H109V261L108 262H105V264H107ZM213 263H215V262H213ZM1 264H2V262H1ZM79 264V263H78ZM80 264H81V262H80ZM87 264V263H86ZM90 264H91V262H90ZM215 264H217V263H215Z\"/></svg>",
	"mask_w": 264,
	"mask_h": 264
}]
</instances>
